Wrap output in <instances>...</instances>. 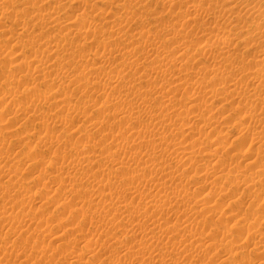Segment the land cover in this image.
<instances>
[{"label": "bare ground", "instance_id": "6f19581e", "mask_svg": "<svg viewBox=\"0 0 264 264\" xmlns=\"http://www.w3.org/2000/svg\"><path fill=\"white\" fill-rule=\"evenodd\" d=\"M6 1V0H5ZM9 1V0H8ZM12 1V0H11ZM11 1H9L8 3H7V1H6V5L5 6H10L11 4H13V3H17V1L16 2H11ZM25 1V0H24ZM29 2H30V0H28ZM32 1H34V0H32ZM36 1V0H35ZM64 1V0H63ZM81 1V0H80ZM96 1H98V0H96ZM100 1V0H99ZM103 1H105V0H103ZM109 1V0H108ZM138 1V0H137ZM136 0H132L131 2V4H133V6L132 5H130V6H132V7H134L135 8V6H137L138 4H140V3H138ZM143 2H144V0H142ZM147 1V0H146ZM151 1V0H150ZM149 1V2H150ZM157 1V0H156ZM162 1V0H161ZM164 1V0H163ZM172 1H174V0H172ZM179 1H181L182 2V0H178V2ZM185 1V0H184ZM208 3H209V5H208V7H206V8H208V9H204L203 7H200V6H196V7H191L188 11H186L187 13H186V15H184L183 14V21H184V23H183V25H188V26H190L191 24L193 25V23H194V20L195 19H197V17L200 15H206L207 17H212V19L215 21V20H218V21H221V20H219V19H226V23H227V25H229L230 27H231V31H229V33L230 32H232V28L235 30L236 28V30H238L239 29V25H241V24H244L245 22H251L252 24H253V31L251 32V33H248L247 32V30H245L244 32L242 31H238V34H235V35H233L232 37L230 36L231 35V33H230V37H223V35L222 36H219V35H212V32H210V33H208V39L206 40V42L203 44V46L202 47H200V45H198L197 43L195 44V43H191L190 44V42L187 44L186 42L188 41H186V42H180V43H178L177 41H174V39H175V35H178V33H180V32H177V30L175 31H171L172 33H170L169 32V34L171 35V36H169V37H171V45L172 46H175L173 49H171V53L170 52H160V53H158L157 52V54H156V52H154V46H156V45H154V40L157 38L155 35H153L152 34V36H154V37H152L151 35H150V33H151V31H145V34H144V36H145V38H146V41L145 42H143V40H145L144 38H143V40H142V44L141 43H138L137 41H133V42H131L130 44H128L127 45V43H121V45H120V50H117V48H116V51H113V49L111 50V49H104V52H101V54H97V52H96V56H99V57H97L96 59L98 60V62L99 63H101V62H106L107 61V59L112 55V54H115V53H118V55L120 54V59H122L121 61H122V63H120V66H122L123 68L121 69V67L120 66H117L116 68L114 67L113 69H109V70H105V68H106V66H105V68L103 69L101 66L103 65V63H101L102 65L101 66H99V68H98V64H97V62L95 63V65H96V67H94V68H90V69H93V72H92V70H90L89 68L87 69V72H86V74L87 75H85V76H88V78H89V80H91L93 83H97L98 84V80H100L102 77L104 78V80L107 82V85H105L104 84V82H103V86L105 87V89H104V93H107L108 94V98L107 99H109L108 100V102H107V106L104 104V103H102L101 104V108L99 109L100 110V112L103 114H100V115H102L101 116V121L99 120V121H97V122H94V121H92L91 123L92 124H90V122H88L90 125L89 126H91L90 128L91 129H93L94 131L95 130H102L103 132H98V133H100V136L98 137V139H97V137H96V139H94V137H92V136H88L87 135V137H86V135H85V143L86 144H90L91 142H93V140H94V142L92 143V145L95 143V145L96 144H98V142H99V148H101V146H103V149H101V151H98V150H93V149H91V148H93V147H88V145H87V147H86V144H85V147L86 148H89L88 149V151H86L87 149H84V147H83V149H84V151H86V152H82V153H79V151H82L81 149L79 150V148H80V146H79V148H75L76 147V145L72 148V150L75 148L76 149V151H77V149L79 150L78 151V154H77V156H76V159L75 160H73V161H71L67 166V170H74V171H76L77 173H83L82 175L83 176H86V178H87V182L89 183V180H91L92 182H96L95 183V185L94 186H89V188H85V186H84V183H82L83 181H81L80 179H77L76 177H71L70 176V172L71 171H69V175H67V177H66V180L64 181L63 179V181L64 182H62L63 184H62V186L64 185V184H66V186L65 187H67L69 190H68V192L70 193V192H73L74 194H76L77 193V195L76 196H78L79 198H80V195L81 194H79L78 195V193L79 192H82V194L83 193H85V195L86 196H91V197H89L90 199L89 200H86V201H84V200H82V201H78L77 200V202L79 203V210H80V208H81V211L84 209H86L85 211H87V213L86 214H88V213H90V214H88V215H97V213H99L98 215H97V219L98 220H100L99 222H102L103 224L106 222V220H107V222H111V221H114V223H115V221H117V222H119L118 224H115L114 226H116V225H118V226H120V224L121 223H123V224H125V227H128L127 228V230H124V229H126L124 226H123V230H122V232H123V235L126 237V238H128V237H131V238H134L133 239V244L131 245V246H129L130 244H131V242H130V244H128V246H126L127 244H120V247H121V249H124V250H122L121 252H122V254H123V252L124 253H126V254H124L125 255V257H123V259H122V261L120 260V261H110L109 259H105L104 261H102V260H100L101 258H100V256H104L105 254H110V253H112L113 251H115L116 252V249H113L114 247V245H113V243H110L111 241H113V236L114 235H116V234H114V232H112V231H109V230H107L108 232H112V233H108L107 231L105 232L104 231V233H106L105 235H104V240H102L101 239V237H98V239L97 240H93L92 238L91 239H86L87 241L85 242L84 241V245L83 246H81V247H79V250H80V248H82V247H84V248H86V249H91V247L92 246H99V249H101L100 250V252H99V249H98V251L97 252H99L98 253V255H96L95 253L96 252H93V251H91V252H89V251H87L86 250V252H88V256L89 257H92V258H95V259H98L96 262H98V263H95V264H183V263H185L186 262V260H187V262L189 261L191 264L193 263V262H196V260H194L195 258H199L200 259V254H202L203 253V251L206 249V246H205V244L204 245H202V244H199L200 242H198V241H201L200 239H199V234L200 233H198V229H204V227H205V222H199V221H197L198 219L197 218H199L200 216H201V221H202V216L203 215H201V213L202 212H200V211H206V205L209 203V199H211L209 196H207L206 198H205V196L204 197H202L201 199H198V200H196L195 201V203H193V205H192V200L194 199V197H193V195L194 194H192V193H190V191H188L189 190V188L187 189V187H188V183H186V182H184V186L183 185H181V187H182V189L181 190H178V191H176V192H174V191H172V189L174 188H172V186L173 185H175L177 182L179 183L180 182V184L182 183V181H183V179H182V181H181V178H183V176H184V172L187 170V171H192L193 169V166H196V164L198 165L199 163H201L202 161H204L205 160V157L207 156H212L213 157V152L216 150H220V148H222V143L221 142H218V134L220 133V131L219 132H216L217 130L216 129H218V128H215L214 126H212L211 125V120L210 119H212V115L213 114H210L212 111H211V109L209 108V105H205L203 108H201L199 105H196V104H194L193 103V105H190V106H188V108L187 109H190L191 111H185V109L182 111H179L177 108H176V104L178 103L177 101H176V99H177V95L179 96V93H180V91L182 92V91H187V90H189V91H187V93L186 94H188L189 93V95H190V97L192 98L194 95L196 96H198L200 93L201 94H203L204 96H206L207 98H209L213 103H214V101H217V100H220V99H224V97H229L228 99H227V101H230V100H233V101H236V103H237V107L238 108H236L235 109V111L238 109H245V111H241L240 112V110H239V112H240V114L239 115H237V116H240L239 118H240V122H238V123H236L237 122V120H236V122H235V120L234 119H232V120H234L233 122H235L236 124H232V125H234V126H232L231 128H233V129H235V130H238V131H240L239 133V137H236V139H233V141L234 142H232L233 144H231V147L233 148V150H232V153H235L234 155L235 156H244V155H247V153L249 154H252L253 153V151H254V149H252V147H254L255 145L254 144H256V145H258L256 148H255V150L256 149H262V151H263V153H261L260 155L261 156H259V154H257L256 153V151H254L255 153H256V155H255V157L254 158H250V157H248L249 158V160L246 162L247 164H245L246 166H249V168H250V166L252 167L253 165H256L255 167H254V169H256V170H258L259 172L257 173V172H255V173H257L256 174V176H263V174H264V163L263 162H261L263 159H264V93H262V91H264V66L262 65L263 63H264V0H258V2H257V4L256 5H254V6H252V7H249L248 5H246V4H244V3H242V2H238V3H234L235 1L234 0H228V2L226 3V1H224V0H206ZM222 1H224L225 3V5L222 3ZM3 2V1H2ZM10 2H11V4H10ZM47 2V0L45 1V3ZM65 2V1H64ZM88 2V1H87ZM86 2V3H87ZM112 2V1H111ZM126 2V1H125ZM141 2V1H140ZM171 2V1H170ZM177 1L175 0L174 1V3H176ZM189 2V1H188ZM193 2H194V0H193ZM32 3V2H31ZM44 3V4H45ZM67 3V2H66ZM77 3V2H76ZM84 3V2H83ZM108 3V2H107ZM110 3V2H109ZM117 3H118V1H117ZM117 3H116V6H118L117 5ZM162 3V2H161ZM185 3H187V2H185ZM219 3H221L220 5V7L218 6V4ZM4 4V3H3ZM2 3H1V5H3ZM8 4H10V5H8ZM26 4H27V2H26ZM25 4V5H26ZM93 4V3H92ZM126 4V3H125ZM125 4H123V5H125ZM196 4V3H195ZM15 5V4H14ZM29 5H30V3H29ZM29 5H27V6H29ZM35 5H36V3L33 5V4H31V7H34L33 9H35L36 7H37V5H36V7H35ZM61 5V4H60ZM110 5V4H109ZM120 5V4H119ZM140 5H142V4H140ZM146 5V4H145ZM203 5V4H202ZM27 6H25V8L27 7ZM42 6V5H41ZM86 6V5H85ZM88 6V5H87ZM115 6V7H116ZM120 6H122V4L120 5ZM128 6V5H127ZM164 6V5H163ZM3 7V6H2ZM40 7V6H39ZM113 7V6H112ZM123 7V6H122ZM121 7V8H122ZM24 8V9H25ZM28 8V7H27ZM41 8V7H40ZM51 8V7H50ZM55 9H56V7H54ZM53 7H52V9H54ZM120 8V7H119ZM118 8V9H119ZM125 8L127 9V7L125 6ZM176 8V7H175ZM1 9V8H0ZM6 9V8H5ZM23 9V10H24ZM31 9V8H30ZM38 9V8H37ZM54 9V10H55ZM124 9V8H123ZM129 9V8H128ZM127 9V10H128ZM39 10V9H38ZM46 9H44V11H45ZM51 10V9H50ZM50 10H48V12L50 11ZM54 10H52V11H54ZM122 10V9H121ZM137 10V9H136ZM2 11V10H1ZM17 11V10H16ZM19 11V10H18ZM34 11V10H33ZM42 11V10H41ZM85 11V10H84ZM98 11H99V9H98ZM122 11H124V10H122ZM121 11V12H122ZM129 11V10H128ZM146 11V10H145ZM24 12V11H23ZM26 12H28V13H30L29 11H26ZM47 12V11H46ZM131 12V11H130ZM2 13V12H1ZM31 13H33V12H31ZM36 13V12H35ZM37 13H39V12H37ZM50 13V12H49ZM132 13V12H131ZM148 13V12H147ZM184 13V12H183ZM220 13H221V15H220ZM16 15L15 16H18L19 17V15L17 14V12L15 13ZM39 14H42V15H48L47 13H39ZM39 14H32V16L33 15H35V16H37L38 15V17H39ZM81 13H79V15H75V20L77 21L76 23H78V21L81 23V20H83V18H82V14L80 15ZM86 14V13H85ZM85 14H83V16L85 15ZM97 14H98V12H97ZM96 14V15H97ZM100 14V13H99ZM105 14V13H104ZM2 15V14H1ZM1 15H0V19H1ZM6 15V14H5ZM8 15V14H7ZM22 15V14H21ZM28 15V14H27ZM45 15V16H46ZM61 15V14H60ZM88 15V14H87ZM86 15V16H87ZM109 15V14H108ZM107 15V16H108ZM121 15V14H120ZM136 14H135V12H133L132 14H130V13H128V12H125L124 11V14H122V16H120L121 17V21H122V23L120 24V23H118V26H119V28L117 29L116 27V30L117 31H115L114 33L116 34V39H114L113 41H116V40H118V42H121V41H123L122 39H121V41H119V39H120V37H121V35H122V33L124 32V29H125V24H129L130 22H136V21H134L133 20V18H134V16H135ZM162 15V14H161ZM210 15V16H209ZM218 15H220V16H218ZM3 16V15H2ZM29 16H31V14H29ZM34 16V17H35ZM41 16V15H40ZM51 14H49V17L48 16H46V17H48L47 19L48 20H50L51 19ZM55 16V15H54ZM86 16H84V18L86 17ZM89 16V15H88ZM137 16V15H136ZM22 17V16H21ZM23 17H24V14H23ZM42 17H44V16H42ZM57 17H59V16H57ZM99 17V16H98ZM119 17V16H118ZM5 17H3V19H4ZM16 19H18L17 17H15ZM55 18V17H54ZM54 18H52V20L54 19ZM113 18V17H112ZM10 19H12V17L10 18ZM19 19H20V17H19ZM27 19V18H26ZM37 19V18H36ZM39 19L40 18H38V21H39ZM46 18H45V20H47ZM141 19V18H140ZM209 19V18H208ZM34 20V19H33ZM74 20V21H75ZM86 20V19H85ZM139 20V19H138ZM201 20V19H200ZM10 21H12V20H10ZM15 21V20H14ZM18 21H20V20H18ZM17 21V22H18ZM22 21V20H21ZM20 21V22H21ZM36 21V20H35ZM38 21H36V26L38 25L37 24V22ZM143 21V20H142ZM207 21V20H206ZM5 22V21H4ZM3 21L1 22V20H0V23H2V25H5V23H4ZM40 22H42L43 23V21H40ZM45 22V21H44ZM52 22H54V23H56L57 22V20H55L54 19V21H51V23ZM58 22H61V18H60V21H59V19H58ZM73 22V20L71 21V23L70 22H68V23H66V24H73L72 23ZM88 22V21H87ZM91 22H93V21H91ZM102 22V21H101ZM123 22H125V24L123 25ZM139 22V21H138ZM224 22V21H223ZM4 23V24H3ZM9 23H12V22H9ZM14 23V22H13ZM11 24V25H14V24ZM42 23H40V24H42ZM50 23V22H49ZM54 23H52V24H54ZM62 23H63V21H62ZM85 23H86V21H85ZM110 23V22H109ZM137 23V22H136ZM180 23V22H179ZM216 23V22H215ZM28 24V23H27ZM26 23H23V21H22V25H21V29H20V31L21 32H17V33H19L18 35H20V37H23L22 39H20V41H25L24 39H26V37H24V35H27V32H28V28H30V26L29 25H27ZM32 24H34V23H32ZM31 24V25H32ZM60 24V28H61V23H58V25ZM95 24V23H94ZM154 24V23H153ZM218 24V23H217ZM222 24V23H221ZM7 25V24H6ZM10 25V24H9ZM78 25V24H77ZM89 25L91 26V24L89 23ZM151 25V24H150ZM183 25H180V26H182L183 27ZM215 25V24H214ZM17 26V25H16ZM18 26H20V24L18 25ZM18 26H17V28H18ZM33 26V25H32ZM32 26H31V28H32ZM42 26V25H41ZM49 26H50V24H49ZM49 26H44V27H49ZM57 25H55V27H56ZM66 26V25H65ZM79 26L81 27V24H79ZM90 26H85V24H83V27H81V29L79 28V29H77L76 30V32L77 33H79L80 32V30H84V32L85 33H83V31H82V33L83 34H86V33H88L89 34V32L91 33H96V30H95V28H93V27H90ZM117 26V25H116ZM130 26V25H129ZM128 26V27H129ZM155 26V25H154ZM201 26V25H200ZM252 26V25H251ZM43 27V28H44ZM51 27V26H50ZM53 27V26H52ZM58 27V26H57ZM68 27V26H67ZM176 27V26H175ZM1 28V27H0ZM7 28H8V26H7ZM10 28V27H9ZM9 28H8V30H9ZM16 27H14V29H15ZM30 28V29H31ZM36 27L35 26H33V29H35ZM83 28V29H82ZM98 28V27H97ZM113 28V27H112ZM181 28V27H180ZM203 28V27H202ZM202 28L200 27V28H198V32L197 33H199V34H201L202 35V37H200L201 39H205V37H206V35H204V30H202ZM205 28V27H204ZM217 28V27H216ZM241 28V27H240ZM2 29H6V27L5 26H3L2 27ZM12 29V28H11ZM39 29H41V28H39ZM50 29V28H49ZM69 29V28H68ZM68 29H66V30H68ZM149 29V28H148ZM157 29V28H156ZM223 29H224V27H223ZM13 30V29H12ZM36 30V29H35ZM142 30V29H141ZM144 30V29H143ZM181 30H183V28L181 29ZM191 30V29H190ZM224 30H227V29H224ZM18 31V30H17ZM44 31V30H43ZM70 31V30H69ZM97 31H99V30H97ZM102 31V30H101ZM130 31V30H129ZM128 31V32H129ZM159 31H161V30H159ZM5 32H7V31H5ZM9 32V31H8ZM37 32V31H36ZM46 32V31H45ZM74 31H72V33H73ZM131 32V31H130ZM185 32V31H184ZM188 32V31H187ZM190 32V31H189ZM3 33V32H2ZM16 33V34H17ZM32 33H34V32H32ZM42 33V32H41ZM60 33V32H59ZM58 33V34H59ZM81 33V32H80ZM81 33V34H82ZM91 33V34H92ZM97 33H99V32H97ZM113 33V34H114ZM153 33V32H152ZM160 33V32H159ZM5 34V33H4ZM11 34V32H9V34H7V35H10ZM14 33H12V35H13ZM15 34V35H16ZM75 34V33H74ZM100 34V33H99ZM102 34V33H101ZM123 34H125V33H123ZM189 35H190V33H188ZM188 34H186V32H185V35L186 36H184L186 39L189 37V35ZM228 34V33H227ZM12 35H10V36H12ZM17 35V36H18ZM39 35V34H38ZM61 35V34H60ZM66 35V34H65ZM70 35V34H69ZM102 35H104V34H102ZM101 35V36H102ZM162 35V34H161ZM195 35H197V34H195ZM200 35V36H201ZM226 35V34H225ZM28 36V35H27ZM51 37H53L52 36V34L50 35ZM49 36V37H50ZM67 36H68V34H67ZM86 36V35H85ZM90 36V35H89ZM139 36L140 37H142V32L139 34ZM159 36V35H158ZM190 36H192V35H190ZM194 36V35H193ZM5 37H7V36H5L4 35V38ZM45 37V36H44ZM48 37V38H49ZM60 37V36H59ZM58 37V38H59ZM73 37V36H72ZM71 37V38H72ZM106 37V36H105ZM113 37V36H112ZM124 37V36H123ZM123 37H121V38H123ZM129 37H130V35H129ZM129 37L127 38L128 40H129ZM198 37V36H197ZM17 38V37H16ZM28 38V37H27ZM32 38V37H31ZM55 37H53V38H50L51 40L50 41H46L47 39H45V42L44 41H42L41 39H44V38H40L39 39V37H38V39L37 40H41V41H36V42H40L39 44L41 45V42H43V43H46L48 46H50L51 45V47H52V49L51 48H49L50 49V51H48V49H47V51L48 52H46V53H50L52 56H53V54H54V48H56V49H58V51H59V49H61V52H59V54L60 53H63V54H65L66 56H68L67 58H70L69 57V55H71V54H74V52H77V51H73V48H72V41H71V38L69 37V38H67L66 36H64L63 35V37L61 36V38L60 39H54ZM94 37H92V39H93ZM97 38V37H96ZM95 38V39H96ZM114 38H115V36H114ZM5 39H7V38H5ZM9 39V38H8ZM12 39V37H10V40ZM19 39V38H18ZM18 39H17V41H18ZM33 39L35 40L36 38L33 36ZM70 39V40H69ZM74 39V37L72 38V40ZM137 39V38H136ZM182 39H184V38H182ZM31 40V39H30ZM34 40H32V42L34 41ZM91 40V39H90ZM103 40V39H102ZM131 40V39H130ZM138 40H139V38H138ZM157 41H158V38L156 39ZM180 40V39H179ZM199 40V39H198ZM1 41V40H0ZM13 41V40H12ZM11 41V42H12ZM74 41V40H73ZM89 41V40H88ZM109 41V40H108ZM140 41V40H139ZM153 41V43H150V42H152ZM166 41V40H165ZM164 41V42H165ZM168 41H169V39H168ZM191 41V40H190ZM197 41V40H196ZM5 42H6V40H5ZM7 42H8V40H7ZM27 42H29V40H27ZM31 42V43H32ZM101 42V41H100ZM126 42H129V41H126ZM137 42V43H136ZM1 43H3V42H0V48L2 49V46H4V45H2L1 46ZM15 44H16V41L14 42ZM19 43V42H18ZM22 42H20V44H21ZM23 43H25V42H23ZM30 43V44H31ZM43 43H42V45H43ZM58 43H60L61 45H59ZM112 43H114V42H111V44ZM138 44V45H136V44ZM156 43V42H155ZM163 43V42H162ZM198 43H200L199 41H198ZM203 43V42H202ZM4 44V43H3ZM15 44H14V46H15ZM28 44V43H27ZM29 44V45H30ZM76 44V43H75ZM102 44V43H101ZM104 44V43H103ZM101 45L102 46V48H107V46L104 44V45ZM107 45H111V44H109L108 42L106 43ZM161 44V43H160ZM13 45V44H12ZM19 45V44H18ZM18 45H16V47L18 46ZM36 45H37V43H36ZM40 45H39V47H40ZM116 45V44H115ZM161 45H163V44H161ZM239 45H245V48H246V51H250V50H255V51H253L251 54H250V56L251 57H253V58H256L257 57V60L255 59V61L258 63H256L255 65H253V66H247V64H245V65H243L244 64V61H246V58H244V55H243V53L240 55V53L238 54H236V52H233V51H236L235 49L237 48L238 49V46ZM6 46V45H5ZM21 46H22V48H23V46H25V44L23 45V44H21ZM28 46V45H27ZM44 46V45H43ZM43 46H41V47H43ZM75 46V45H74ZM73 46V47H74ZM86 46V45H85ZM160 46V45H159ZM199 46V48H194V47H198ZM10 47H12V46H10ZM15 47V56H14V59H15V66L16 67H20L21 65V63H23L24 61V59H26L27 57V55L26 54H24V53H22V51H21V48H20V46H18L17 48ZM36 47V46H35ZM34 47V45H33V48H35ZM38 47V46H37ZM38 47V48H39ZM40 47V48H41ZM162 47V46H161ZM244 47V46H243ZM258 49H257V48ZM13 48V47H12ZM32 48V49H33ZM38 48H37V50L36 51H39L38 50ZM97 48H99V47H97ZM257 49V51H256V49ZM25 49H26V47H25ZM28 49V48H27ZM26 49V50H27ZM29 49H30V47H29ZM32 49L30 50V51H32ZM36 49V48H35ZM42 49V48H41ZM44 49V48H43ZM45 49H46V47H45ZM101 49V48H100ZM158 49H159V47H158ZM161 49V48H160ZM232 49H234V50H232ZM22 50H24V49H22ZM75 50V49H74ZM98 49H96V50H94V51H97ZM156 50H157V48H156ZM164 50V49H163ZM168 50V49H167ZM232 50V52L233 53H230L229 51H231ZM244 50V49H243ZM3 51V50H2ZM106 51H107V53H106ZM165 51V50H164ZM169 51V50H168ZM174 51H176V52H178L177 54V56H176V54L174 53ZM245 51V50H244ZM245 51V52H246ZM1 52V51H0ZM41 52V51H40ZM43 52H45V50L43 51ZM56 52V51H55ZM99 52V51H98ZM121 52H123L122 54H121ZM144 53V57H143V59L142 58H140V56H141V54L138 56V54L139 53ZM31 53V55H32V52H30ZM33 53H35V52H33ZM37 54H38V56H40V54L38 53V52H36ZM33 54L32 56L33 57H35V56H37V54ZM82 53V52H81ZM81 53H79V55H81ZM248 53V52H247ZM246 53V54H247ZM1 54V53H0ZM29 54V53H28ZM42 54V53H41ZM56 54H58V53H56ZM87 54H88V52H87ZM95 54V53H94ZM4 55V54H3ZM3 55L1 54L0 55V57L2 56L3 57ZM47 55V54H46ZM49 55V54H48ZM47 55V56H48ZM75 55H76V53H75ZM78 54L76 55V57L74 58H72V59H75L76 60V62H75V66H77V64H79L80 62H81V60H83L84 58L82 57V56H79ZM117 55V54H116ZM143 55V54H142ZM172 55H174L173 57H172ZM254 55L256 56V57H254ZM258 55V56H257ZM37 56V57H38ZM44 55H42V57H43ZM66 56H64V57H66ZM86 55H84V57H85ZM247 56V55H246ZM5 58H6V55L4 56ZM31 57V56H30ZM32 57V58H33ZM41 56H40V59L42 58ZM51 57V56H50ZM111 57H113V55L111 56ZM116 57V56H115ZM55 58H56V55H55ZM58 58V57H57ZM83 58V59H82ZM94 58V57H93ZM253 58L251 59V60H253ZM28 59H29V57H28ZM27 59V60H28ZM48 59V58H47ZM71 59V60H72ZM88 59V58H87ZM90 59V58H89ZM95 59V58H94ZM94 59H92L93 61H94ZM208 60V59H210V61L208 62V63H204V62H207V61H204V60ZM241 60V62H240V60ZM1 58H0V64L1 65H4V64H2V62H1ZM12 60V59H11ZM33 60H34V58H33ZM43 60H44V58H43ZM64 60H66L65 58H64ZM69 60V59H68ZM92 60H89V62L90 61H92ZM109 60V59H108ZM119 60V59H118ZM147 60H148V65L144 68V69H142L143 68V66L144 65H146V64H144L145 62H147ZM23 61V62H22ZM26 61V60H25ZM36 61V62H35ZM37 61H38V59L37 60H34V62L36 63V64H38V63H40V65H37L35 68H33L31 65L27 68V70L29 71V70H31L32 68L35 70V72L34 73H36L37 75H35L34 77H36V76H38V77H46V78H48V76L49 77H51L52 76V74H50V75H48V73H52L53 71L52 70H55V67L53 66L56 62H57V60H56V62L54 63V60H53V62H51V59L49 60L51 63H50V65L48 66V64H47V66L46 67H43V65H41V62H38L37 63ZM48 61V62H49ZM83 61H86L85 59L83 60ZM88 61V60H87ZM86 61V62H87ZM46 62V61H45ZM62 62H64V61H62ZM62 62H60V63H62ZM66 62V61H65ZM68 62V61H67ZM73 62V61H72ZM109 62V61H108ZM118 62V61H117ZM249 62V61H248ZM247 62V63H248ZM254 62V61H253ZM252 62V63H253ZM34 63V64H35ZM44 63V62H43ZM54 63V64H53ZM82 63V62H81ZM115 63V62H114ZM199 63L201 64V65H203V64H205V65H203L202 66V68L203 69H201V70H203V74H204V77H199V76H193L192 77V79H191V83L188 81V79L187 78H185L186 76L188 77V73L189 72H191V70L194 68V66L195 65H199ZM255 63V62H254ZM260 63V64H259ZM14 64V63H13ZM23 64H26V62H24ZM30 63H28V64H26V65H29ZM34 64H32V65H34ZM57 64V63H56ZM55 64V65H56ZM82 64H84V63H82ZM89 64H91V63H89ZM92 64H94V63H92ZM122 64V65H121ZM235 64H237V67H235ZM59 65V64H58ZM69 65V64H68ZM71 65V64H70ZM194 65V66H193ZM242 65V66H241ZM251 65V64H250ZM13 66V65H12ZM73 66V65H72ZM83 66V65H82ZM110 66H112V65H110ZM193 66V67H192ZM200 66V65H199ZM205 66V67H204ZM4 67H6V66H4ZM19 67H18V69H19ZM24 68L26 67V66H23ZM32 67V68H31ZM56 67H57V65H56ZM61 67V66H60ZM62 67H63V65H62ZM74 67V66H73ZM84 67H85V65H84ZM91 67V66H90ZM93 67V66H92ZM120 68V70H118L119 68ZM178 67V68H177ZM197 67V66H196ZM201 67V66H200ZM0 68H2L1 66H0ZM54 68V69H53ZM77 68V67H76ZM80 68V67H79ZM82 68V67H81ZM110 68V67H109ZM118 68V69H117ZM177 68V69H176ZM86 69V68H85ZM132 69H135V70H137L138 71V74H137V72L135 73V74H137L138 75V77L135 79V78H133L134 77V75L132 76V78L134 79V80H132V78H131V80H129L130 79V77L129 76H131V75H129L128 76V73H129V71L130 72H135L134 70H132ZM196 69V68H195ZM20 70H22V69H20ZM24 70H26V69H23V71ZM26 70V71H27ZM200 70V69H199ZM26 71H24V72H26ZM27 71V72H28ZM52 71V72H51ZM64 71V70H63ZM74 71H75V69H74ZM78 71V70H77ZM81 71V70H80ZM1 72H3V71H1ZM21 72V71H20ZM32 72V73H33ZM29 73V72H28ZM31 73V74H32ZM33 73V74H34ZM57 73V72H56ZM63 73V72H62ZM200 73V72H199ZM21 74H23V73H21ZM48 76H47V75ZM80 74V73H79ZM77 75V73L75 74V76H74V78L72 79L73 81H74V79L76 80L78 77H80V76H82V74H80V75ZM132 74V73H131ZM237 74V75H236ZM1 75H2V73H1ZM5 75V74H4ZM9 75V74H8ZM7 75V77H8V79L10 78L9 76ZM23 75H25V74H23ZM28 75V74H27ZM26 75V76H27ZM185 77H184V76ZM66 76V75H65ZM73 76V75H72ZM83 76H84V74H83ZM82 76V81L84 80V79H87V78H85V76L83 77ZM181 76H183L184 77V79H187V80H184ZM2 77H3V75H2ZM2 77H1V79H2ZM7 77H5L4 76V80L7 78ZM57 78H58V76H56ZM55 77V78H56ZM63 77V75H61V78ZM246 77V78H245ZM26 78H28V77H26ZM25 78V79H26ZM30 78H32V76L30 77ZM30 78H28V80H29V82L31 83V84H33L30 80ZM66 79L68 78V77H65ZM84 78V79H83ZM102 78V79H103ZM129 78V79H128ZM2 79V80H3ZM8 79H6V81L8 80ZM24 79V80H25ZM32 79H34L35 81H36V78H32ZM38 79V78H37ZM60 79V78H59ZM80 79H81V77H80ZM79 79V80H80ZM102 79H101V81H102ZM190 79V78H189ZM245 79V80H244ZM33 80V81H34ZM39 80V79H38ZM37 80V81H38ZM45 79H43L42 80V82L44 81ZM48 81H49V78L47 79ZM53 80V79H52ZM51 80V78H50V81H52ZM58 80V79H57ZM61 80H64V79H61ZM88 80V79H87ZM86 80V81H87ZM88 80V81H89ZM157 80V82L156 83H153V81H156ZM20 81L22 82V79L21 80H19V86H20ZM40 81V80H39ZM48 81H45V83L46 82H48ZM55 80H53L52 82H54ZM68 81V80H67ZM81 81V80H80ZM81 81V82H82ZM87 81V82H88ZM91 81H90V83H91ZM100 81V82H101ZM5 82V81H4ZM8 82V81H7ZM28 82V83H29ZM52 82H51V84H52ZM61 82V81H60ZM79 82V81H78ZM9 83H11V82H9ZM35 83V82H34ZM38 83V82H37ZM48 83H50V82H48ZM64 83V82H63ZM62 83V84H63ZM73 83V82H72ZM71 83V84H72ZM80 83V82H79ZM83 83H85V82H83ZM90 83H88V84H90ZM92 83V86H94V84ZM136 83H138V84H136ZM15 84H17V82L15 83ZM14 84V82H13V85H15ZM22 84V83H21ZM30 84V85H31ZM40 84V83H39ZM47 84V83H46ZM59 84V83H58ZM68 84V83H67ZM78 84V83H77ZM87 84V83H86ZM86 84L84 85V87L86 86ZM87 84V86H86V88L87 87H89L90 85H88ZM1 85V84H0ZM13 85H12V87H13ZM23 85H24V83H23ZM22 85V86H23ZM25 85H28L29 86V84H25ZM48 85V84H47ZM74 85H76V81H75V84ZM81 85V84H80ZM226 85H228V88L229 89H226ZM9 86V85H8ZM32 87H33V85H31ZM30 86V87H31ZM50 85H48V89H50V88H52V87H49ZM55 86V85H54ZM68 86V85H67ZM77 86V85H76ZM102 86V87H103ZM150 88H148V87ZM1 87H4V86H2L1 85ZM27 87V86H26ZM40 87V86H39ZM75 87V86H74ZM91 87V86H90ZM96 88H97V85L95 86ZM98 87H99V84H98ZM9 88H11L10 86H9ZM16 88V87H15ZM14 88V89H15ZM20 88V87H19ZM36 88H38V87H36ZM35 88V86H34V89H36ZM44 88H47L46 86L44 87ZM92 88V87H91ZM91 88H89L90 90H91ZM94 88V87H93ZM146 88H148V90H146ZM30 89V88H29ZM29 89H28V92L30 93V92H32V91H29ZM38 89H40V88H38ZM48 89H46V91L48 90ZM53 89V88H52ZM51 89V90H52ZM83 89V88H82ZM81 89V90H82ZM89 89H87V91L89 90ZM98 89V88H97ZM152 89V91H150ZM224 89V90H223ZM2 90H3V88H2ZM2 90H0V91H2ZM8 90V89H7ZM32 90H33V88H32ZM41 90V89H40ZM59 90V89H58ZM62 90V89H61ZM64 90V89H63ZM71 90V89H70ZM77 90V89H76ZM75 90V91H76ZM93 90V89H92ZM99 90V89H98ZM97 90V91H98ZM223 90V92H221ZM225 90H227V91H225ZM25 91V90H24ZM39 90H37L36 89V92H38ZM45 91V92H46ZM50 93L52 92V91H50V90H48ZM54 91V90H53ZM78 91H79V89H78ZM77 91V92H78ZM94 91H96V90H94ZM149 93H148V92ZM4 92H6V91H4ZM28 92L27 93H25V94H27V95H29L28 94ZM44 92V91H43ZM43 92H42V94L41 95H43V97L44 98H41V96H40V99L42 100H40L41 102H43L44 100H47L46 99V95L48 94H43ZM44 92V93H45ZM58 92V91H57ZM61 92H63V91H61ZM64 92H66V91H64ZM63 92V93H64ZM91 92V91H90ZM103 92V91H102ZM221 92V93H220ZM3 93V92H2ZM2 93H0V95L2 94ZM11 93V92H10ZM67 93V92H66ZM84 93H86V92H84ZM101 93V92H100ZM122 93H124V94H122ZM23 94V93H22ZM37 94V93H36ZM38 94H40V92H38ZM38 94L37 95H35V90H34V96L32 95V94H30V95H32V98H34V97H37L38 96ZM53 94V93H52ZM65 94V93H64ZM95 94H97V92H95ZM222 94H224V95H222ZM8 95V94H7ZM49 95H51V94H49ZM66 95V94H65ZM94 95V94H93ZM106 95V94H105ZM110 95H113V96H110ZM116 95V96H115ZM25 96V95H24ZM54 98H55V96L54 95H52ZM51 96V97H52ZM60 96H62L61 95V93H60ZM64 96V95H63ZM115 96V97H114ZM170 96V97H169ZM29 99H30V96H27ZM50 97V96H49ZM74 97V96H73ZM132 97V98H131ZM205 97V98H206ZM68 98H70V97H68ZM106 98V97H105ZM104 98V99H105ZM0 99H2V98H0ZM22 99V98H21ZM20 99V100H21ZM29 99H27V101L29 100ZM35 99V98H34ZM53 99V98H52ZM63 99V98H62ZM65 99V98H64ZM71 99V98H70ZM33 100V99H32ZM178 100V99H177ZM192 100V102L194 101L193 99H191ZM35 101H37V102H35V103H37L38 104V101H39V99H35ZM50 98H49V103H50ZM55 101V100H54ZM60 101V100H59ZM65 101H67V99L65 100ZM69 101V100H68ZM72 101V99L70 100V102ZM92 101V100H91ZM179 101V100H178ZM226 101V102H227ZM232 101V102H233ZM21 102V101H20ZM33 102H34V100H33ZM48 102V101H47ZM53 102V101H52ZM177 102V103H176ZM203 102V101H202ZM210 102V101H209ZM231 102V101H230ZM24 103V102H23ZM40 103V102H39ZM45 103V102H44ZM54 103V102H53ZM65 103V102H64ZM63 103V104H64ZM87 103V102H86ZM86 103H85V105H86ZM90 103V102H89ZM88 103V104H89ZM206 103H208V102H206ZM233 103H235V102H233ZM232 103V104H233ZM26 104V102L24 103V104H22V105H25ZM43 103H41V105H42ZM68 104V103H67ZM66 104V105H67ZM104 104V105H103ZM204 104V103H203ZM210 104V103H209ZM17 105V104H16ZM18 105H19V103H18ZM29 105V104H28ZM56 105V104H55ZM103 105V106H102ZM111 105H112V109H113V107L115 108V106H121V107H119V108H121L119 111H113L112 113H110V108H111ZM236 105V104H235ZM31 107L33 106V107H36V104L34 105H30ZM29 106V107H30ZM33 107L30 109V112L31 111H33ZM62 107V106H61ZM66 107V109H64ZM76 107V105L74 106V108ZM25 108V107H24ZM23 108V109H24ZM79 108V107H78ZM78 108H76V109H78ZM19 109V108H18ZM22 109V110H23ZM63 109L64 110H66L64 113H63V115L64 116H66V122L67 123H69V124H72V123H70L67 119L68 118H70V117H75V116H81L82 114H80V115H78L79 114V112H80V108H79V111L77 110L76 111V109H73V108H67V106H63ZM117 109V108H116ZM115 109V110H116ZM20 110V109H19ZM34 110H36V109H34ZM223 110V109H222ZM234 110V109H233ZM230 111L231 113L230 114H232L234 111ZM1 111H3V110H1ZM29 111V110H28ZM40 111V110H39ZM43 111V110H42ZM60 111V110H59ZM17 112V111H16ZM21 112V111H20ZM24 112H26L25 110H24ZM35 112V111H34ZM36 112H38V111H36ZM35 112V113H36ZM99 112V111H98ZM99 112V113H100ZM238 112V113H239ZM12 113H13V111H12ZM18 113V112H17ZM27 113V112H26ZM29 113V112H28ZM28 113L26 114V115H28ZM32 114H33V112H31ZM34 113V114H35ZM52 113V112H51ZM58 113V112H57ZM81 113V112H80ZM83 113V112H82ZM227 113H229V111H227L226 112V114ZM235 113V112H234ZM237 113V114H238ZM244 113V114H243ZM14 114H15V112H14ZM13 114V116H15ZM30 114V113H29ZM32 114H30L31 116H32ZM43 114V113H42ZM45 114V113H44ZM41 115V116H45V115ZM66 114V115H65ZM97 115H98V113H96ZM17 115V114H16ZM85 115V114H84ZM88 115V114H87ZM100 115H99V117L98 118H100ZM111 115H115V117L113 116V119L114 120H116V121H118L117 122V124H116V121H115V123H114V121H113V124H112V122H110L109 121V119H111L110 118V116ZM206 115H208L207 117H206ZM227 115H229V114H227ZM226 115V116H227ZM241 115H243L244 117L242 118V116ZM12 116V117H13ZM34 116V115H33ZM33 116H32V118H33ZM41 116H39V113L37 114V116H34V120L36 121L37 119H38V117H41ZM47 117L49 116V115H46ZM45 116V117H46ZM60 116L62 117V115L60 114ZM234 116V115H233ZM8 117L10 118L11 117V115L9 116V114H8ZM16 117L17 116H15V119H16ZM43 117H41L42 119H43ZM55 116H54V114H53V121H55V118H54ZM59 117V116H58ZM73 117V118H74ZM78 117H76L77 119H78ZM88 117V116H87ZM206 117V119H204ZM215 117V116H214ZM63 118V119H64ZM76 118H75V120H76ZM109 118V119H108ZM116 118V119H115ZM127 118V119H126ZM144 118H146L148 121L147 122H145V119ZM230 119L232 118V117H229ZM42 119H40V120H42ZM49 119H50V117H49ZM64 119V120H65ZM123 119H125V120H129V123H138V122H142V124H141V129H136L135 127V125H134V128H130V129H128L127 131H125V129H121L120 130V127H118V125H120L121 123H120V121L122 120V121H124ZM31 120V119H30ZM34 120H33V122H34ZM51 120H52V118H51ZM62 120V119H61ZM73 120V119H72ZM112 120V119H111ZM224 120H225V116H224ZM15 121V120H14ZM13 121V122H14ZM43 121V120H42ZM47 121V119L46 120H44L43 122H44V124H45V127L44 128H46V123L48 124V122H46ZM49 121V120H48ZM70 121H71V119H70ZM242 121H246V123L250 126L251 124H252V132H251V128H248L247 126H242L241 125V123H243ZM37 122V121H36ZM46 122V123H45ZM50 122V121H49ZM111 124H110V123ZM126 122H128V121H126ZM38 123H39V121H38ZM42 123V122H41ZM40 123V124H41ZM61 123V122H60ZM81 123V122H80ZM87 123V124H88ZM120 123V124H119ZM129 123L127 124V125H129ZM219 123V122H218ZM224 123V122H223ZM232 123V122H231ZM11 124H13L12 122H11ZM58 124V123H57ZM123 124V123H122ZM138 124H140V123H138ZM137 124V125H138ZM202 124V125H201ZM15 125V124H14ZM54 125V124H53ZM76 125V124H75ZM80 125V124H79ZM127 125H126V127H127ZM0 126H3V125H0ZM44 126V125H43ZM62 126V125H61ZM130 126V125H129ZM128 126V127H129ZM140 126V125H139ZM219 126V125H218ZM15 127V126H14ZM13 127V128H14ZM48 127V126H47ZM70 127V126H69ZM122 127H125V121H124V126H122ZM121 127V128H122ZM244 127H246V128H244ZM12 128V126H10L9 128H8V134H14L15 135V133H16V131L17 130H14ZM40 128V127H39ZM65 128V127H64ZM63 128V129H64ZM140 128V127H139ZM230 128V129H231ZM50 129V127H48V130ZM83 129V128H82ZM250 129V130H249ZM46 130V129H45ZM48 130H47V132H48ZM81 129H79V130H76V131H73L72 133H76V132H78V131H80ZM49 131H51V130H49ZM82 131V130H81ZM248 131H250L251 133H248ZM43 132V131H42ZM47 132H45V133H47ZM62 132V131H61ZM51 132H49V134H50ZM71 133V134H72ZM81 133V132H80ZM101 133H103V134H101ZM94 134V133H93ZM92 134V135H93ZM195 134V135H194ZM34 135H35V133H34ZM29 135V133L27 134L26 133V135L25 136H23L24 138H26V140L27 141H29L31 138H33V137H37V135ZM217 137H216V136ZM221 135L222 136H224L222 133H221ZM71 137H72V135H70ZM96 136H97V134H96ZM219 136H220V134H219ZM226 136H227V134H226ZM35 137V138H36ZM50 137H52V136H48V134H45V135H43V136H40L39 135V137L36 139V141H37V144H38V148H39V146H40V148H39V150L40 149H42V148H45V147H47L48 145L50 146V144H52V141H49V140H51L50 139ZM186 137H188L189 139L188 140H186ZM195 137H197L196 139H195ZM23 138V139H24ZM35 138H34V141H35ZM53 138V137H52ZM61 138V137H60ZM70 138V137H69ZM202 138H203V140H202ZM220 138V137H219ZM54 139H55V137H54ZM58 139H56L55 141H57ZM68 140H70V139H68ZM249 140V141H248ZM32 141V140H31ZM1 142V141H0ZM58 142H59V140H58ZM69 142V141H68ZM72 142V141H71ZM77 142V141H76ZM2 143V142H1ZM4 143H5V141H4ZM53 143H55V144H57L56 142H54L53 141ZM61 143V142H60ZM60 143H58V144H60ZM66 143H67V141H66ZM36 144V145H37ZM43 145V147L41 148V146ZM105 144H107V145H105ZM235 144H236V146H235ZM36 145H34V146H36ZM65 145V144H64ZM69 145H70V143H69ZM91 145V146H92ZM94 145V146H95ZM213 145V146H212ZM1 146H3V143L1 144ZM4 146H5V144H4ZM53 146V145H52ZM66 146H68L67 144H66ZM90 146V145H89ZM71 147V146H70ZM212 147H214L213 149L214 150H211L212 149ZM50 148L51 149H54V146H53V148L50 146ZM58 149V148H57ZM66 149V148H65ZM231 149V148H230ZM6 150V149H5ZM33 150V149H32ZM42 150H44V149H42ZM47 150H48V148H47ZM50 150V149H49ZM55 150V149H54ZM53 150V151H54ZM67 150H69V149H67ZM0 151H3V147H0ZM41 151V150H40ZM56 151V150H55ZM211 151H213L212 153H211ZM261 151V150H260ZM4 152V151H3ZM7 152V151H6ZM5 152V153H6ZM41 152H43V151H41ZM50 152H51V150H50ZM64 152V151H63ZM63 152H62V154H63ZM246 152V153H245ZM7 153H9V152H7ZM6 153V154H7ZM53 153V152H52ZM59 153V152H58ZM74 153H75V151H74ZM77 153V152H76ZM255 153H253V154H255ZM0 154H3L2 152H0ZM17 154V153H16ZM39 154H40V152H39ZM219 154V153H218ZM228 154H230V153H225L224 152V155L225 156H227V157H231L232 156V158H233V155L231 154V156H228ZM241 154H244V155H241ZM252 154V155H253ZM10 155H12V154H10ZM36 155V154H35ZM67 155V154H66ZM165 155H167L166 156V158L165 159H161L162 157L161 156H165ZM215 155V154H214ZM1 156V155H0ZM3 156V158L2 157H0V164L2 163V162H4V163H7V164H10V163H8V162H10V161H8V159H9V157L6 155H2ZM4 156L6 157V158H4ZM31 156H34V155H31ZM40 156V155H39ZM72 156V154L70 155V157ZM218 157H217V159L218 160H215L214 161V164H213V162H212V164L211 165H207V166H205L204 167V165H202V166H199V169L197 170H195V171H193V172H195V174H196V176H197V178H195L196 180H199V182H197V183H201V182H206L207 180H209L208 178L210 177V175H213V176H215L216 174H217V172H214L215 170H216V166H219L220 167V165H221V167H222V165L223 164H221L222 162H223V159H221L222 160V162H220V160H219V158H224L223 157V152H221V154H219V155H217ZM239 156V157H240ZM249 156V155H248ZM15 157V156H14ZM13 157V158H14ZM16 157H18L17 155H16ZM35 157V156H34ZM57 157V156H56ZM55 157V158H56ZM60 157V156H59ZM68 157V156H67ZM74 158H75V155L73 156ZM160 157V158H159ZM236 157V158H237ZM253 157V156H252ZM10 158H12L11 156H10ZM11 159V160H13L14 161V159H16V158H14V159ZM24 158H26V157H24ZM28 158V157H27ZM30 158V157H29ZM27 159L28 161L29 160H31L33 157H31V159ZM37 158V157H36ZM47 158V157H46ZM62 157H60V159H61ZM247 158V159H248ZM35 159V158H34ZM53 159V158H52ZM59 158L58 159H55V160H51L50 161V163L48 162V164H47V167H48V165H50L51 164V167H52V165L54 166L55 164H58L57 163V161H59L60 160ZM68 159H69V157H68ZM126 159V160H125ZM208 159H210L209 157H208ZM231 159V158H230ZM234 159V158H233ZM240 159H242V158H240ZM10 160V159H9ZM20 160H21V158H20ZM19 160V162H21ZM23 160V159H22ZM26 160V161H27ZM36 160V159H35ZM35 160H33V163H35L34 161ZM50 160V159H49ZM62 160H63V158H62ZM212 160H214V159H212ZM237 160H239V158L237 159ZM261 160V161H260ZM16 161H18V160H16ZM61 161V160H60ZM69 161V160H68ZM224 161H225V159H224ZM231 161H233V160H231ZM264 161V160H263ZM45 162V161H44ZM62 162V164H63V162H64V160L63 161H61ZM61 162H60V164H61ZM67 162V161H66ZM31 163V162H30ZM40 163V162H39ZM38 163V164H39ZM177 163V166L178 167H176V164ZM226 163V162H225ZM224 163V164H225ZM233 163H235L234 161H233ZM7 164H6V166H7ZM16 164H17V162H16ZM19 164V163H18ZM227 164V163H226ZM236 164V163H235ZM240 164V163H239ZM30 165V164H29ZM35 165V164H34ZM37 165V164H36ZM65 165V166H66ZM232 165V164H231ZM236 165H238V163L236 164ZM244 165V166H245ZM6 166H1L0 165V178L1 179H3V175H5V177H8V183H9V185H11V189H12V187H13V189H14V186L17 188V187H19V189H24V187H26V185L23 187L22 185H21V182H19L20 180H21V178H17L15 175H16V171L17 170H15L14 169V171L12 172V174H9V172H8V170H6L5 168H6ZM91 166H97L98 168L97 169H99V171H100V174H101V176H102V178L103 179H99L98 180V175L96 174L97 173V171L95 172L94 171V173L93 174H89L88 173V171H90L92 168H91ZM100 166V167H99ZM184 169H180L181 167ZM211 166V167H210ZM224 166H226V165H224ZM224 166L222 167V169H225L224 168ZM30 167V166H29ZM33 167V166H32ZM50 167V166H49ZM57 167V166H56ZM56 167H54V171H55V168ZM91 169H90V168ZM210 167V168H209ZM214 167H215V169H214ZM220 167V168H221ZM233 167H234V165H233ZM66 168V167H65ZM218 168V167H217ZM219 168V169H220ZM236 168H240V165L237 167H235V169H233L234 171L235 170H237ZM9 169V168H8ZM11 169V168H10ZM9 169V170H10ZM53 169V168H52ZM57 169H60V167L59 168H57ZM56 169V170H57ZM61 169H63V170H65L64 168H61ZM90 169V170H89ZM190 169H192V170H190ZM221 169V170H222ZM20 170V169H19ZM47 170V169H46ZM95 170V169H94ZM11 171H12V169H11ZM32 171V170H31ZM34 171V170H33ZM38 171H41L39 174L41 175V173H42V170H39L38 169ZM92 171V170H91ZM212 171V172H211ZM217 171H218V169H217ZM226 171V170H225ZM229 171H230V169H229ZM229 171H228V173H229ZM238 171V170H237ZM236 171V172H237ZM243 171V170H242ZM44 172V171H43ZM56 172V171H55ZM193 172H191V173H193ZM211 172V173H210ZM224 172V170L222 171V173ZM231 172H233L232 170H231ZM11 173V172H10ZM18 173V177H19V172H17ZM44 173H47V172H44ZM60 173V172H59ZM67 173V172H66ZM75 173V172H74ZM92 173V172H91ZM188 173V172H187ZM220 173H221V171H220ZM234 173V172H233ZM239 173V172H238ZM243 173V172H242ZM55 174V173H54ZM89 174V175H88ZM232 174V173H231ZM230 173L229 174H227V175H231ZM235 174V173H234ZM245 174H247V173H245L244 172V175L243 174H240V175H242V176H240V179L238 178L237 180H241V183L238 181V182H236V184L238 183H240V184H242V187H244L243 185L244 184H246V185H249V187L247 188V190H249L250 191V185H252L251 187H256L255 185V183H258V181L259 180H262V179H258V181L257 182H255V180H257V177H255V176H253V173L251 174L252 176H249V174H248V176L247 175H245ZM1 175H2V177H1ZM186 175V174H185ZM219 175V174H218ZM218 175H216L217 177L216 178H220V177H218ZM237 175H239V174H237ZM44 176V175H43ZM51 176H53V174H51ZM57 176V175H56ZM56 176H55V178H56ZM236 176V175H235ZM234 176V177H235ZM260 176H259V178H260ZM58 177V176H57ZM195 177V176H194ZM227 177V176H226ZM230 177V176H229ZM232 177V181L235 179L233 176H231ZM37 178H39L40 179V177H37ZM41 178H42V176H41ZM184 178L186 179V177L184 176ZM211 178V177H210ZM228 178V177H227ZM226 178V179H227ZM236 178H237V176H236ZM242 178V179H241ZM0 179V180H1ZM28 179V178H27ZM34 179V178H33ZM89 179V180H88ZM116 179H118V180H120L121 182H122V185H123V187H124V189H123V187L122 188H120L118 185L116 186V183L115 182H117V181H114V180H116ZM185 179H184V181H185ZM215 179V178H214ZM225 179V180H226ZM231 179V178H230ZM42 180H43V178H42ZM48 180V179H47ZM187 180V179H186ZM188 180H190V179H188ZM193 180H194V178H193ZM223 180H224V178H223ZM236 180V179H235ZM22 181V180H21ZM25 181H27V180H25ZM34 181V180H33ZM40 181H41V179H40ZM44 181V180H43ZM220 181V180H219ZM219 181H217V182H219ZM228 181H229V179H228ZM227 181V182H228ZM264 181V180H263ZM35 182V181H34ZM37 182H38V180H37ZM58 182V181H57ZM60 182H61V180L59 181V184H60ZM85 182V181H84ZM92 182H90V183H92ZM120 182V183H121ZM192 182V180L190 181V183ZM195 182V181H194ZM20 185H19V184ZM24 183V182H23ZM27 183V182H26ZM32 183V182H31ZM47 183H48V181H47ZM46 183V184H47ZM89 183V184H90ZM209 183V182H208ZM215 183V182H214ZM213 183V184H214ZM226 183V181H224V184ZM260 183H262V181H260L259 182V187H260ZM179 184V185H180ZM183 184V183H182ZM192 184V183H191ZM202 184V183H201ZM227 185H228V183H226ZM262 184H264V183H262ZM0 185H1V183H0ZM27 185H28V183H27ZM30 185V184H29ZM33 185V184H32ZM40 184H38L37 185V187L39 186ZM57 185V184H56ZM92 185V184H91ZM121 185V186H122ZM178 185V186H179ZM193 185V184H192ZM207 185V184H206ZM212 185V184H211ZM215 185V184H214ZM213 185V186H214ZM230 185V184H229ZM257 185V186H258ZM41 186V185H40ZM61 186V185H60ZM139 186H142V188L143 189H145L146 191H140L139 190ZM231 186V185H230ZM230 186H227V189H228V187H230ZM241 186V185H240ZM2 187L5 189L4 190V192L6 191V189H8V188H5L4 187V185H2ZM2 187H0V189L2 190ZM7 187V186H6ZM64 187V186H63ZM94 187H96L95 189H93ZM180 187V188H181ZM189 187H191L190 185H189ZM234 187V186H233ZM236 187V186H235ZM261 187H262V185H261ZM260 187V188H261ZM9 188V189H10ZM39 188V187H38ZM41 188H43V187H41ZM62 188V187H61ZM67 188L64 190V189H62V190H64V191H66L67 190ZM91 188V190L90 191H87V189H90ZM118 188H120L119 190H116L117 192L115 193L114 191L111 193V191L112 190H114V189H118ZM226 188V187H225ZM232 188V187H231ZM231 188H229V189H231ZM237 188V187H236ZM245 188V187H244ZM11 189L10 190H7V191H11ZM28 189V188H27ZM40 189V188H39ZM44 189V188H43ZM50 189V188H49ZM176 189V188H175ZM195 189V188H194ZM209 189V188H208ZM212 189V188H211ZM0 190V191H1ZM17 190V189H16ZM42 190V189H41ZM61 190V189H60ZM59 190V191H60ZM61 190V191H62ZM142 190V189H141ZM156 190V191H155ZM213 190H214V188H213ZM251 190H254V188L253 189H251ZM7 191H6V193H7ZM25 191V190H24ZM28 191V190H27ZM26 191V192H27ZM54 191V190H53ZM64 191H62L63 193V195H64ZM108 191V193H105V192H107ZM140 191V192H139ZM226 191V190H225ZM258 191V190H257ZM255 191L256 192V195L260 192V191ZM251 192V191H250ZM1 193V192H0ZM2 193H3V191H2ZM1 193V194H2ZM21 193V192H20ZM24 193V192H23ZM23 193H22V196H23ZM28 193V192H27ZM37 193V192H36ZM66 193V192H65ZM72 193V194H73ZM91 193V194H90ZM124 193H125V195L127 194L128 196L130 195V197H132V200H130V201H125V200H123L125 197H127V196H125L124 195ZM162 193V194H161ZM195 193V192H194ZM198 193V192H197ZM204 193V192H203ZM202 193V194H203ZM211 193V192H210ZM214 193V192H213ZM252 193V192H251ZM254 193V192H253ZM10 194V193H9ZM24 194H26V193H24ZM39 194V193H38ZM71 194V193H70ZM88 194H90V195H88ZM260 194V193H259ZM35 195H37V194H35ZM54 195V194H53ZM59 195V194H58ZM96 195V196H95ZM123 195L125 196V197H123ZM199 195V194H198ZM204 195V194H203ZM202 195V196H203ZM208 195V194H207ZM214 195V194H213ZM240 195H241V193H240ZM255 195V194H254ZM25 196V195H24ZM55 196V195H54ZM84 196V195H83ZM86 196H84V197H86ZM93 196H95V198L97 197L99 200H96L97 202H95V200H93V199H91ZM235 196V195H234ZM260 196H262L261 194H260ZM56 197H57V195H56ZM71 197V196H70ZM84 197H83V199H84ZM129 197V198H130ZM212 197V196H211ZM257 197H259L258 195H257ZM29 198H30V196H29ZM46 198V197H45ZM44 198V199H45ZM75 198V197H74ZM77 198V197H76ZM75 198V199H76ZM78 198V199H79ZM82 198V197H81ZM81 198H80V200H81ZM198 198V197H197ZM74 199V200H75ZM86 199V198H85ZM47 200V199H46ZM58 200V199H57ZM71 200V199H70ZM121 200H123V201H121ZM126 200H128V199H126ZM253 200V199H252ZM49 201V200H48ZM48 201H46L47 203H49ZM54 201V200H53ZM76 201V200H75ZM137 201V202H136ZM229 201V200H228ZM263 201H264V198H263ZM257 202H259V200L257 201ZM17 203V202H16ZM45 203V202H44ZM70 203L72 204V201H70ZM254 203V202H253ZM14 204V203H13ZM51 203H49V205H50ZM69 205V203H64V205L63 206H65V207H67L66 205ZM70 204V205H71ZM229 204V203H228ZM263 204V203H262ZM23 205V204H22ZM44 204H42L41 206H43ZM69 205V206H70ZM259 205V204H258ZM16 206H18V204L16 205ZM193 206V207H192ZM209 206V205H208ZM218 206V205H217ZM18 207H20V206H18ZM44 207H46V204H45V206ZM48 207V206H47ZM64 207V208H65ZM72 207V206H71ZM186 207L189 209V211H191V210H194V211H196L197 209L199 210L198 212L196 211V212H194L193 214L194 215H197V217H195L194 218V220L193 221H190L189 220V218H187L186 216H185V214H184V216L186 217V219H184V220H181L180 219V216H182L183 215V211H186ZM211 207H212V205H211ZM258 207V206H257ZM264 207V206H263ZM262 207V208H263ZM63 208V209H64ZM69 208V207H68ZM250 208H252V206L250 207ZM0 209H2L1 207H0ZM4 209H5V207H4ZM24 209V208H23ZM67 209V208H66ZM77 209V208H76ZM77 209V214L79 215V210ZM209 208H207V210H208ZM211 209V208H210ZM216 209V208H215ZM219 209V208H218ZM221 209V208H220ZM256 209V208H255ZM259 209H261V206H260V208ZM65 210V209H64ZM100 210V211H99ZM233 210V209H232ZM239 211H240V209H238ZM251 210V209H250ZM17 211V210H16ZM67 211V210H66ZM70 211V210H69ZM89 211V212H88ZM99 211V212H98ZM102 211V212H101ZM182 211V212H181ZM211 211V210H210ZM221 211V210H220ZM245 211V210H244ZM83 212V216H84V214H85V212L84 211H82ZM182 213V215H180L179 214V217L178 216H176L178 213ZM192 212V211H191ZM214 212V211H213ZM231 212V211H230ZM229 212V213H230ZM16 213V212H15ZM70 213H71V211H70ZM169 213H175L176 215V221H175V223L174 224H172L171 222V225H170V223H169V225H168V222H167V220L165 219V216H168L167 214H169ZM208 213H209V211H208ZM211 213V212H210ZM217 213V212H216ZM223 213V212H222ZM237 213V212H236ZM252 213V212H251ZM85 214V215H86ZM125 214V215H124ZM190 214V213H189ZM192 214V216H194ZM205 214V213H204ZM212 214V213H211ZM214 214H215V212H214ZM232 214V213H231ZM234 214V213H233ZM238 214V213H237ZM250 214V213H249ZM255 214H257V211H255V212H253L252 214H250V215H255ZM20 215V214H19ZM64 215V214H63ZM66 215V214H65ZM76 215V214H75ZM200 215V216H199ZM223 215V214H222ZM222 215H220V216H222ZM211 216V215H210ZM215 216V215H214ZM239 216V215H238ZM17 217H19V216H17ZM20 217H23V216H20ZM81 217H82V215H81ZM85 218H86V216H84ZM83 217V218H84ZM90 218H91V216H89ZM171 217V216H170ZM183 217V216H182ZM184 217V218H185ZM190 217V216H189ZM223 217V216H222ZM230 217V216H229ZM261 217V216H260ZM30 218V217H29ZM41 218V217H40ZM82 218V219H83ZM88 218V217H87ZM102 218V219H101ZM228 218V217H227ZM236 218V217H235ZM19 220H20V218H18ZM32 219L33 218H31V219H29V223L32 221ZM93 219V218H92ZM96 219V218H95ZM104 219H105V222H104ZM191 219H193V218H191ZM88 220V219H87ZM98 220H96V221H98ZM240 220V219H239ZM238 220V221H239ZM242 220H244V219H242ZM258 220H259V218H258ZM2 221H4L5 223H7L6 225L8 226V223L10 224V225H12V226H15V225H18V223H20V222H18L17 221V218H16V216H13L12 214L10 215V213L9 212H7V210L5 209V210H1L0 211V222H2ZM21 221V220H20ZM39 221V220H38ZM77 221V220H76ZM85 221V220H84ZM95 221V220H94ZM212 221H214L213 219H212ZM252 221V220H251ZM34 222V221H33ZM89 222V221H88ZM240 222V221H239ZM238 222V223H239ZM245 222V221H244ZM248 222V221H247ZM38 223V222H37ZM77 223V222H76ZM92 223V222H91ZM190 223H191V225H190ZM260 222H258L257 221V219H255L253 222H251V224H246V222H245V225H243L242 226V228L247 232H245L246 233V238H244L245 240H246V242L248 243V242H251V241H249V240H253L254 239V237H253V239H251L252 238V234H251V229H253V226L254 225H257L258 226V224H259ZM262 223V222H261ZM22 224H24L23 223V221H22ZM72 224V223H71ZM85 224H87V223H85ZM107 224H111L110 226V229H112V224L113 223H106L105 225H107ZM122 224V225H123ZM241 224V223H240ZM9 225V226H10ZM20 225H21V223H20ZM20 225H18V226H20ZM74 225V224H73ZM84 225V224H83ZM96 225H97V223H96ZM193 225H196V229L195 228H193L194 226ZM234 226H235V224H233ZM238 225V224H237ZM261 225V224H260ZM12 226H11V228H12ZM27 226V225H26ZM40 226V225H39ZM70 226V225H69ZM207 226V225H206ZM223 226H225V225H223ZM31 227V226H30ZM38 227V226H37ZM76 227V226H75ZM94 227H95V225H94ZM102 227V226H101ZM117 227V226H116ZM116 227H114V229L116 228ZM216 227V226H215ZM214 227V228H215ZM238 227V226H237ZM236 227V228H237ZM252 227V228H251ZM14 228V227H13ZM21 228H24V226L23 227H21ZM40 228V227H39ZM107 228V227H106ZM118 228L119 227H117L116 228V230H118ZM217 228V227H216ZM239 228V227H238ZM240 228H241V226H240ZM251 228V229H250ZM15 230H16V227L14 228ZM17 229H19V227L17 228ZM93 229V228H92ZM109 229V228H108ZM193 229H195L196 230V232L193 230ZM242 229V230H243ZM12 230V229H11ZM14 230V231H15ZM26 230V229H25ZM36 230V229H35ZM45 230H46V228H45ZM70 230V229H69ZM73 230V229H72ZM101 230V229H100ZM103 230H104V228H103ZM102 230V231H103ZM210 230V229H209ZM233 230V229H232ZM238 230V229H237ZM240 230V229H239ZM238 230V231H239ZM19 231V230H18ZM44 231V230H43ZM114 231V230H113ZM119 232H121L120 231V228H119V230H118ZM204 231V230H203ZM202 231V232H203ZM218 231H219V229H218ZM224 231H225V229H224ZM229 231V230H228ZM236 231V230H235ZM237 231V232H238ZM24 232V231H23ZM28 232V231H27ZM26 232V233H27ZM32 232H33V230H32ZM37 234H39L38 233V231H35ZM42 232V231H41ZM41 232H40V234H41ZM66 232V231H65ZM117 232V231H116ZM118 232V233H119ZM206 232V231H205ZM205 232H204V234L203 235H205ZM240 232H241V230H240ZM262 232V231H261ZM8 233V232H7ZM72 233V232H71ZM90 233V232H89ZM93 233V232H92ZM214 234L216 233V231L215 232H213ZM223 233V232H222ZM226 233V232H225ZM239 233V232H238ZM243 233V232H242ZM252 233L253 234H256L257 235V233L256 232H253L252 231ZM260 233V232H259ZM263 233V232H262ZM21 234H22V232H21ZM20 234V235H21ZM32 234V233H31ZM31 234H29V235H31ZM34 234V233H33ZM36 234V235H37ZM39 234V235H40ZM95 234H96V232H95ZM101 234V233H100ZM122 234V233H121ZM140 234V236H141V239L140 240H136V237H139L138 235ZM214 234H210V235H214ZM217 234H218V232H217ZM220 234V233H219ZM234 234V233H233ZM237 234V233H236ZM23 235V234H22ZM86 235V234H85ZM93 236H94V234H92ZM98 235V234H97ZM122 235V236H123ZM137 235V236H136ZM202 235V236H203ZM209 235V236H210ZM221 235V234H220ZM226 235V234H225ZM242 235H244V234H242ZM261 235V234H260ZM263 235H264V233H263ZM262 235V236H263ZM16 236H17V234H16ZM19 236V235H18ZM24 236V235H23ZM63 236H65L64 235V233H63ZM89 236H90V234H89ZM101 236V235H100ZM208 236V237H209ZM218 236V235H217ZM227 236V235H226ZM254 236V235H253ZM20 237V239H22L23 237L22 236H19ZM22 237V238H21ZM32 237V236H31ZM34 237V236H33ZM40 237V236H39ZM59 237H62V236H59ZM86 237V236H85ZM219 237V236H218ZM218 237L216 238L217 240H218ZM224 237V236H223ZM244 236H242V238H243ZM74 238V237H73ZM125 238V239H126ZM203 238V237H202ZM212 238H213V236H212ZM211 238V236H210V240L212 239ZM220 238V237H219ZM222 238V237H221ZM25 238H23L22 240H24ZM29 239H30V237H29ZM34 239V238H33ZM264 239V238H263ZM16 240H17V238H16ZM128 240V239H127ZM126 240V241H127ZM215 239H213V241H214ZM222 240V239H221ZM228 240V239H227ZM230 240V239H229ZM228 240V241H229ZM236 240V239H235ZM244 240V241H245ZM21 241V240H20ZM27 241V240H26ZM129 241H130V239H129ZM216 241V240H215ZM228 241H226V242H228ZM13 242V241H12ZM17 242H19V241H17ZM29 242V241H28ZM40 242V241H39ZM116 242V241H115ZM218 242H219V244H221L220 242L221 241H219L218 240ZM241 242V241H240ZM20 243V242H19ZM18 243V244H19ZM22 243V242H21ZM23 243H25V241L23 242ZM27 243V242H26ZM33 243V242H32ZM38 243V242H37ZM75 243V242H74ZM118 243V242H117ZM116 243V244H117ZM126 243V242H125ZM202 243V242H201ZM231 245H228L227 247H228V250L229 251H227L226 253L228 254V253H230V250H231V252H233L234 251V248L236 247L235 246V244H236V241H231V242H229ZM242 243V242H241ZM41 244V243H40ZM218 244V246H220ZM240 243H238V245H239ZM243 244V243H242ZM12 245V244H11ZM21 245V244H20ZM24 245V244H23ZM45 245V244H44ZM217 245V244H216ZM225 245H227L226 243H225ZM238 245H237V247H238ZM254 245V244H253ZM256 245V244H255ZM254 245V246H255ZM264 245V244H263ZM39 246V245H38ZM37 246V247H38ZM203 246H205L204 248L205 249H203ZM213 246V245H212ZM240 246V245H239ZM258 246V245H257ZM261 246V245H260ZM70 247V246H69ZM214 247V246H213ZM212 247V248H213ZM216 247V246H215ZM230 247V248H229ZM236 247V248H237ZM244 247H245V245H244ZM2 248V247H1ZM21 248V247H20ZM54 248V247H53ZM93 248V247H92ZM211 248V249H212ZM218 248V247H217ZM221 248H222V246H221ZM223 248H225V247H223ZM236 248H235V250H236ZM238 248H240L241 250L239 251V252H241L242 250H243V248H241V247H238ZM45 249V248H44ZM215 249V248H214ZM258 249V248H257ZM2 250V249H1ZM4 251V250H3ZM36 251H37V249H36ZM45 251H47V250H45ZM49 251V250H48ZM53 251V250H52ZM66 251V250H65ZM72 251V250H71ZM83 251V250H82ZM95 251V250H94ZM208 251H210L209 249H208ZM238 251V250H237ZM236 251V252H237ZM244 251V250H243ZM247 251V250H246ZM39 252V251H38ZM119 252H120V250H119ZM239 252H237V255H239L238 253ZM259 252V251H258ZM57 253V252H56ZM83 253V252H82ZM85 253V252H84ZM102 253V254H101ZM117 253V252H116ZM195 253V254H194ZM206 253V252H205ZM210 253H211V251H210ZM22 254V253H21ZM41 254V253H40ZM46 254H47V252H46ZM46 254H45V252L43 251L42 252V256L44 257V256H46ZM51 254V253H50ZM70 254V253H69ZM218 254V253H217ZM231 254V253H230ZM263 254V253H262ZM23 255H24V253H23ZM62 255V254H61ZM115 255V254H114ZM117 255V254H116ZM118 255H120V253H118ZM174 255H183L184 256V258H183V262H181L182 261V256H179V257H181L180 259H181V261L180 262H178L177 260H174L172 257L174 256ZM211 255H212V253H211ZM215 255H216V253H215ZM229 255V254H228ZM234 255H236L235 253H234ZM246 255V254H245ZM51 257H52V259L50 260L51 261V263L52 262H55L54 260V258H53V256L54 255H50ZM112 256V255H111ZM240 256V255H239ZM24 257V256H23ZM47 257V256H46ZM62 257V256H61ZM97 257V258H96ZM120 257H122V256H120ZM214 257H216V256H214ZM217 257H218V255H217ZM240 257H242V253H241V256ZM262 257V256H261ZM264 257V256H263ZM27 258V257H26ZM47 258H49V257H47ZM118 258V257H117ZM125 258V259H124ZM211 258V257H210ZM219 258V257H218ZM217 258V259H218ZM226 258H228V257H226ZM239 258V257H238ZM244 258V257H243ZM44 259H45V257H44ZM74 259L75 260H73L72 261V263H75V264H79V263H81L82 261H81V255H80V257H79V255L76 253V255L74 256ZM113 259V258H112ZM184 259H186V260H184ZM201 259H202V257H201ZM200 259V260H201ZM221 259V258H220ZM10 260V259H9ZM12 260V259H11ZM59 260V259H58ZM64 260V259H63ZM200 260H199V264H200ZM206 260V259H205ZM213 260V259H212ZM234 260V259H233ZM240 260V259H239ZM261 260V259H260ZM81 261V262H80ZM90 261V260H89ZM185 261V262H184ZM223 262L225 261L224 259L222 260ZM11 262V261H10ZM84 262V261H83ZM91 262V261H90ZM187 262L185 263V264H187ZM229 262V261H228ZM236 262V261H235ZM250 262L251 261H249V264H250ZM264 262V261H263ZM262 262V263H263ZM87 263H88V261H87ZM86 262H84V263H81V264H87ZM189 263V264H190ZM197 263H198V261H197ZM196 263V264H197ZM227 263V262H226ZM234 263V262H233ZM246 263V262H245ZM261 263V262H260ZM92 264V263H91ZM194 264V263H193ZM207 264V263H206Z\"/></svg>", "mask_w": 264, "mask_h": 264}, {"label": "rangeland", "instance_id": "374dc122", "mask_svg": "<svg viewBox=\"0 0 264 264\" xmlns=\"http://www.w3.org/2000/svg\"><path fill=\"white\" fill-rule=\"evenodd\" d=\"M3 1V2H2ZM7 1V3L9 2V1H11V0H6ZM6 1L5 0H0V15H1V22L3 21H5L4 23H5V25H2V23H0V42H3V43H1V46L2 45H4V46H2V49L0 48V53L3 55V57L1 56L0 58L2 59L1 60V62H2V64H4V65H1L0 64V66L2 67V68H0V84L2 85V86H4V87H1V85H0V90H2V88H3V90L2 91H0V93H2L1 95H0V98H2V99H0V125H3V126H0V141L3 143V146H1V142H0V147H3V151H0V152H2L3 154H0L1 156L0 157H2L3 158V156L2 155H7L8 157H9V159H8V161H10V162H8V163H10V164H7V163H4V162H2L0 165L2 166H6V164H7V166H6V170H8V172H9V174H12V172L14 171V169L15 170H17L16 171V177L17 178H21V180L19 181V182H21V185L24 187L25 185H26V187H24V189H19V187H15L14 186V189H13V187H12V189L10 188L11 187V185H9V183L7 182L8 181V177H5V175H3V179H1L0 180V183H1V185H0V187H2V185H4V187L5 188H8L9 186V188L11 189V191L9 192V191H7V190H10L9 188L8 189H6V191H7V193H6V191L4 192V188L2 187V190L0 191L1 193H2V191H3V193L1 194L0 193V207L2 208V209H0V211L1 210H7V212H9L10 213V215L12 214L13 216H16V218H17V221L18 222H20L21 223V225H20V223H18V225H20V226H18V225H15V226H12V225H10L9 223H8V226L6 225L7 223H5L4 221H2V222H0V264H75V263H72V261L73 260H75L74 259V256L76 255V253L79 255V257H80V255H81V263H84V262H86L87 263V261H88V263L87 264H95V263H98V262H96L98 259H95V258H92V257H89L88 256V252H86V250L87 251H89V252H91V251H93V252H96L95 254L96 255H98V253L100 252V250L101 249H99V246H92L91 247V249H86V248H84V247H82V248H80V250H79V247H81V246H83L85 243H84V241L86 242L88 239H93V240H97L98 239V237H101V239L102 240H104V235L106 234V233H104V231L106 232L107 230H109V231H112V232H114V234H116V235H114L112 232H108V233H112L114 236V238H113V241H111L110 243H113V249H116V252L115 251H113L112 253H110V254H105L104 256H100V260H102V261H104L105 259L107 260V259H109L110 261H122V259H123V257H125V255L124 254H126V253H124L123 252V254H122V250H124V249H121V247H120V244H127L126 246H128V244H130V242H131V244L129 245V246H131L132 244H133V239L134 238H131V237H128V238H126L124 235H123V232H122V230H123V226L125 227V224H123V223H121L120 224V226H118V225H116L117 227H119L120 228V231L121 232H119L118 230H119V228H118V230H116V226H114L115 224H118L119 222H117V221H115V223H114V221H109V222H107V220H106V222H105V219H104V224L102 223V222H99L100 220H98L97 219V215L99 214V213H97V215L95 216V215H88V214H90V213H88V214H86L87 213V211H85L84 209L82 210V211H84L85 212V214H84V216H86V218L83 216V212L81 211V208H80V210L78 209L79 208V203L77 202V200L78 201H82V200H84V201H86V200H89L90 198L89 197H91V196H86L85 195V193H83L82 194V192H79L78 193V195L79 194H81L80 195V198H81V200H80V198L78 197V196H76L77 195V193L76 194H74L73 192H68V188L67 187H65L66 186V184H64L63 186H62V182H64L65 180H66V177H67V175H69L70 174V176L71 177H76L77 179H82L81 181H83L85 178H86V176H83L82 174L83 173H77L76 171H74V170H67V165L71 162V161H73V160H75L76 159V156H77V154H78V151L81 149H83V147H84V149H87L86 151H88V149L89 148H86L87 147V145L88 144H86L85 142V138L87 137V135L88 136H92V137H94V139H96V137H97V139H98V137L100 136V133H98V132H103L102 130H93V129H91L90 127L91 126H89L90 124H92L93 122L92 121H94V122H97V121H101V116L103 115L101 112H100V106H101V104L102 103H104L105 105L107 104V102H108V100L109 99H107L108 98V94L107 93H104V89H105V85H107V82L104 80V78L102 79V81H101V79L100 80H98L97 82H98V84H99V87H98V84L95 82V83H93L91 80H89V78H88V76H85V75H87L86 74V72H87V69L89 68H94V67H96V65H95V63L97 62V66H98V68H99V66H101L102 64L101 63H103V65L101 66L103 69L105 68V66H106V68H105V70L107 69V70H109V69H113L114 67L116 68L117 66H120V63H122V59H120L121 57H120V54L118 55V53H115V54H112L113 55V57H109L108 59H107V61L106 62H101V63H99L98 62V60L96 59L97 57H99V56H96V52H97V54H101V52H104V49H113V51H116V48H117V50H120L121 48H120V45H121V43H127V45L128 44H130L131 42H133L134 40L135 41H137L138 43H141L142 44V40H143V38L145 39V40H143V42H145L146 41V38H145V36H144V34H145V31L147 32V31H151V33H150V35L152 36V34L153 35H157L156 37L158 38V41L155 39L154 40V45H156V46H154L155 48V50H154V52H156V54H157V52L158 53H160L161 51L162 52H172L171 51V49H173L175 46H172L170 43L172 42L171 41V37H169V36H171L170 34H169V32L170 33H172L174 30L176 31L177 30V32H180V33H178V35H175L176 37H175V39H174V41H177L178 43H180V42H186L187 40V44L190 42V44L191 43H197L198 45H200V47H202L203 46V44L206 42V40L208 39V33H210V32H212V35H219V36H222L223 35V37H232L233 35H235V34H238V31H245V30H247V32L248 33H251L252 31H253V24L251 23V22H245L244 24H241V25H239V29L238 30H234L233 28H232V32H230L231 33V35H230V33H229V31H231V27L229 26V25H227V23L225 22L226 21V19H219V20H221V21H218V20H213L212 19V17L210 16V17H207L206 15H199L198 17H197V19H195L194 20V23H193V25L191 24L190 26H186V25H183V23H184V21H183V14L184 15H186V11H188L191 7H196V6H200V7H203L204 9L206 8V7H208V5H209V3L206 1V0H194V2H193V0H182V2L181 1H179L178 2V0H176L177 2L176 3H174V1H172V0H144V2L142 1V0H136L138 3H140V4H142V5H140V4H138L137 6H135V8L134 7H132L133 6V4H131L132 2V0H105V1H103V0H98V1H96V0H47V2L45 3V1L46 0H34V1H32V0H30V2L28 1V0H16L17 1V3H13V4H11V2L13 1V2H16L15 0H12L11 2H10V4H8V5H10L9 7L8 6H5L6 5ZM88 1V2H87ZM112 1V2H111ZM117 1H118V3H117ZM126 1V2H125ZM141 1V2H140ZM150 1V2H149ZM171 1V2H170ZM189 1V2H188ZM224 1H226V0H224ZM224 1H222V3L224 4L225 2ZM235 2L234 3H238V2H242V3H244V4H246V5H248L249 7H252V6H254V5H256L257 4V2H258V0H234ZM26 2H27V4H26ZM32 2V3H31ZM67 2V3H66ZM77 2V3H76ZM84 2V3H83ZM87 2V3H86ZM108 2V3H107ZM110 2V3H109ZM162 2V3H161ZM185 2H187V3H185ZM228 2V0L226 1V3ZM1 3L3 4V5H1ZM29 3H30V5H29ZM36 3V5H37V7H36V5H35V9H33L34 7H31V4H35ZM45 3V4H44ZM93 3V4H92ZM116 3H117V5L118 6H116ZM126 3V4H125ZM196 3V4H195ZM225 3V4H226ZM15 4V5H14ZM26 4V5H25ZM61 4V5H60ZM110 4V5H109ZM122 4V6H120V5ZM123 4H125V5H123ZM146 4V5H145ZM203 4V5H202ZM221 3H219L218 4V6L220 7L221 5H220ZM224 4V5H225ZM27 5H29V6H27ZM42 5V6H41ZM86 5V6H85ZM88 5V6H87ZM128 5V6H127ZM130 5H132V6H130ZM164 5V6H163ZM3 6V7H2ZM25 6H27L26 8H25ZM41 8H40V7ZM113 6V7H112ZM116 6V7H115ZM125 6L127 7V9L129 10H127L126 8H125ZM210 6V5H209ZM51 7V8H50ZM52 7L54 8V7H56V9L54 10V9H52ZM120 7V8H119ZM122 7V8H121ZM176 7V8H175ZM6 8V9H5ZM25 8V9H24ZM31 8V9H30ZM39 10H38V9ZM119 8V9H118ZM124 8V9H123ZM209 8V7H208ZM208 8H206V9H208ZM24 9V10H23ZM44 9H46L45 11H44ZM51 9V10H50ZM98 9H99V11H98ZM124 10L125 12H128V13H130V14H132L133 12H135V14L137 15H135L134 16V18H133V20L134 21H136V22H130L128 25L127 24H125V22H123V25L125 24L126 26H125V29H124V32L123 33H125V34H123L122 33V35H121V37H123V38H121L120 37V39H119V41H121V39L123 40V41H121V42H118V40H116V41H113L114 39H116V34L114 33L115 31H117L116 30V28L118 29L119 28V26H118V23H122V21H121V17L120 16H122V14H124V11H122V10ZM137 9V10H136ZM2 10V11H1ZM17 10V11H16ZM19 10V11H18ZM34 10V11H33ZM42 10V11H41ZM48 10H50L49 12H48ZM52 10H54V11H52ZM85 10V11H84ZM146 10V11H145ZM24 11V12H23ZM26 11H29L30 13H28V12H26ZM47 11V12H46ZM122 11V12H121ZM132 13H131V12ZM2 12V13H1ZM17 12V14L19 15V17H20V19H19V17L18 16H15L16 13ZM31 12H33L35 15L36 14H39L40 12L42 13H47L48 15H46V16H48L49 17V14H51L52 16H51V19L50 20H48L49 18L48 17H46L45 15H42V14H39V17H38V15L37 16H35V15H33L32 16V14L33 13H31ZM36 12V13H35ZM37 12H39V13H37ZM97 12H98V14H97ZM148 12V13H147ZM184 12V13H183ZM79 13H81L82 14V18H83V20H81V23L78 21V23H76L77 21L75 20V15L77 16V15H79ZM86 13V14H85ZM100 13V14H99ZM105 13V14H104ZM6 14V15H5ZM8 14V15H7ZM22 14V15H21ZM23 14H24V17H23ZM28 14V15H27ZM29 14H31V16H29ZM61 14V15H60ZM80 14V15H81ZM83 14H85L84 16H86L87 14L89 15H87L85 18H84V16H83ZM97 14V15H96ZM109 14V15H108ZM121 14V15H120ZM162 14V15H161ZM41 15V16H40ZM55 15V16H54ZM108 15V16H107ZM220 15H221V13H220ZM220 15H218V16H220ZM22 16V17H21ZM35 16V17H34ZM42 16H44V17H42ZM57 16H59V17H57ZM99 16V17H98ZM119 16V17H118ZM3 17H5L4 19H3ZM12 17V19H10ZM15 17H17L18 19H16ZM55 17V18H54ZM113 17V18H112ZM27 18V19H26ZM37 18V19H36ZM38 18H40L39 19V21H38ZM45 18L47 19V20H45ZM52 18H54L55 20H57V22L56 23H54V22H52V23H54V24H52L51 23V21H54V19L52 20ZM60 18H61V22H58V19H59V21H60ZM141 18V19H140ZM209 18V19H208ZM34 19V20H33ZM86 19V20H85ZM139 19V20H138ZM201 19V20H200ZM10 20H12V21H10ZM15 20V21H14ZM18 20H22L23 21V23H28L27 25H29L30 26V28H31V26L33 25V26H35L36 28V30L35 29H33V26H32V28L30 29V28H28V32H27V35H24V37H26V39H24L25 41H20V39H22L23 37H20V35H18L19 33H17V32H21L20 31V27H21V25H22V21L20 22V21H18ZM38 21L37 22V26L35 25L36 24V21ZM73 20V24H70L71 23V21ZM75 20V21H74ZM143 20V21H142ZM207 20V21H206ZM18 21V22H17ZM40 21H43V23L42 22H40ZM45 21V22H44ZM62 21H63V23H62ZM85 21H86V23H85ZM88 21V22H87ZM91 21H93V22H91ZM102 21V22H101ZM139 21V22H138ZM224 21V22H223ZM9 22H14L13 24L14 25H11L12 23H9ZM50 22V23H49ZM68 22H70L69 24H66V23H68ZM110 22V23H109ZM180 22V23H179ZM216 22V23H215ZM3 23V24H4ZM32 23H34V24H32ZM40 23H42V24H40ZM58 23H61L62 25H61V28H60V24L58 25ZM89 23L91 24V26L89 25ZM95 23V24H94ZM120 23V24H121ZM154 23V24H153ZM218 23V24H217ZM222 23V24H221ZM7 24V25H6ZM10 24V25H9ZM20 24V26H18ZM32 24V25H31ZM49 24H50V26H49ZM78 24V25H77ZM79 24H81V27H83V24H85V26H90V27H93V28H95V30H96V33L94 32V33H90L89 32V34L88 33H86V34H83V33H85L84 32V30H80V32L82 33V31H83V33L81 34L80 32L79 33H77L76 32V30L77 29H81V27L79 26ZM151 24V25H150ZM215 24V25H214ZM18 26V28H17V26ZM42 25V26H41ZM49 26L48 28L47 27H44V26ZM55 25H57L56 27H55ZM66 25V26H65ZM117 25V26H116ZM130 25V26H129ZM155 25V26H154ZM180 25H183V27L182 26H180ZM201 25V26H200ZM252 25V26H251ZM3 26H5L6 27V29L4 30V29H2V27ZM7 26H8V28H9V30H8V28H7ZM53 26V27H52ZM68 26V27H67ZM129 26V27H128ZM176 26V27H175ZM14 27H16L15 29H14ZM44 27V28H43ZM98 27V28H97ZM113 27V28H112ZM116 27V28H115ZM181 27V28H180ZM202 28V30H204V35H206V37H205V39H201L200 37H202V35L201 34H199V33H197L198 32V28ZM205 27V28H204ZM217 27V28H216ZM223 27H224V29H227V30H224L223 29ZM241 27V28H240ZM13 30H12V29ZM20 28V29H19ZM39 28H41V29H39ZM50 28V29H49ZM69 28V29H68ZM149 28V29H148ZM157 28V29H156ZM183 28V30H181ZM66 29H68V30H66ZM83 29V28H82ZM142 29V30H141ZM144 29V30H143ZM191 29V30H190ZM18 30V31H17ZM44 30V31H43ZM70 30V31H69ZM97 30H99V31H97ZM102 30V31H101ZM131 32H130V31ZM159 30H161V31H159ZM172 32H171V31ZM5 31H7V32H5ZM11 32V34L10 35H12V33H14L12 36H10V35H7V34H9V32ZM37 31V32H36ZM46 31V32H45ZM72 31H74L73 33H72ZM129 31V32H128ZM186 32V34H188V33H190V35H192V36H190L189 34V37L186 39L184 36H186L185 35V32ZM188 31V32H187ZM190 31V32H189ZM3 32V33H2ZM32 32H34V33H32ZM42 32V33H41ZM60 32V33H59ZM97 32H99V33H97ZM142 32V37H140L139 36V34ZM153 32V33H152ZM160 32V33H159ZM246 32V31H245ZM5 33V34H4ZM17 33V34H16ZM59 33V34H58ZM75 33V34H74ZM104 34V35H102V34ZM114 33V34H113ZM228 33V34H227ZM16 34V35H15ZM39 34V35H38ZM52 34V36L53 37H55L56 39H60L61 38V36L63 37V35L64 36H66L67 38H71L72 36L74 37V41L72 40V38H71V41H72V48H73V51H77V52H74V54H71V55H69V57L70 58H67L68 56H66L65 54H63V53H60L59 54V52H61V49H59V51H58V49H56V48H54V50L56 51H54V54H53V56L50 54V53H46V52H48V51H50V49L49 48H51L52 49V47H51V45L50 46H48L46 43H43V42H41V45L38 43V42H36V41H44L45 42V39H47L46 41H50L51 39L50 38H53V37H51L50 35ZM61 34V35H60ZM66 34V35H65ZM67 34H68V36H67ZM70 34V35H69ZM162 34V35H161ZM195 34H197V35H195ZM226 34V35H225ZM233 34V35H232ZM4 35L5 36H7V37H5V38H7V39H5L4 38ZM18 35V36H17ZM86 35V36H85ZM90 35V36H89ZM102 35V36H101ZM129 35H130V37H129ZM159 35V36H158ZM194 35V36H193ZM201 35V36H200ZM230 35V36H229ZM33 36L36 38L35 40L33 39ZM45 36V37H44ZM50 36V37H49ZM60 36V37H59ZM106 36V37H105ZM113 36V37H112ZM114 36H115V38H114ZM198 36V37H197ZM10 37H12V39L10 40ZM17 37V38H16ZM28 37V38H27ZM32 37V38H31ZM38 37H39V39L42 37V38H44V39H41V40H37L38 39ZM49 37V38H48ZM59 37V38H58ZM92 37H94L93 39H92ZM97 37V38H96ZM129 37V40L127 39ZM152 37H154V36H152ZM9 38V39H8ZM19 38V39H18ZM54 38V39H55ZM96 38V39H95ZM137 38V39H136ZM138 38H139V40H138ZM182 38H184V39H182ZM17 39H18V41H17ZM31 39V40H30ZM91 39V40H90ZM103 39V40H102ZM131 39V40H130ZM168 39H169V41H168ZM180 39V40H179ZM199 39V40H198ZM5 40H6V42H5ZM7 40H8V42H7ZM13 40V41H12ZM27 40H29V42H27ZM32 40H34L33 42H32ZM70 40V39H69ZM89 40V41H88ZM109 40V41H108ZM166 40V41H165ZM191 40V41H190ZM197 40V41H196ZM12 41V42H11ZM16 41V44L14 43ZM101 41V42H100ZM126 41H129V42H126ZM134 41V42H135ZM165 41V42H164ZM198 41L200 42V43H198ZM19 42V43H18ZM20 42H22L21 44H25V46H23V48H22V46H21V44H20ZM23 42H25V43H23ZM32 42V43H31ZM109 43V44H111V42H114V43H112L111 45H107L106 43ZM136 42V43H137ZM156 42V43H155ZM163 42V43H162ZM203 42V43H202ZM28 43V44H27ZM31 43V44H30ZM36 43H37V45H36ZM42 43H43V45H42ZM76 43V44H75ZM104 43L106 46H107V48H102V44ZM135 43V44H136ZM150 43H153V41L152 42H150ZM163 44V45H161V44ZM13 44V45H12ZM14 44H15V46H14ZM19 44V45H18ZM30 44V45H29ZM59 45H61L60 43H58ZM103 44V45H104ZM116 44V45H115ZM6 45V46H5ZM16 45H18V46H20V48H21V51H22V53H24V54H26L27 56V58L26 59H24L23 61L24 62H26V64H28V63H30L29 65H26V64H23V63H21L20 65V67H19V69H18V67H16L15 66V59H14V54H15V47H16ZM28 45V46H27ZM33 45H34V47L36 48H33ZM39 45H40V47L41 46H43V47H39ZM75 45V46H74ZM86 45V46H85ZM136 45H138V44H136ZM160 45V46H159ZM10 46H12V47H10ZM17 46V47H18ZM39 48H38V47ZM74 46V47H73ZM162 46V47H161ZM244 46V47H243ZM16 47V48H17ZM25 47H26V49H25ZM29 47H30V49H29ZM45 47H46V49H45ZM49 47V48H48ZM97 47H99V48H97ZM158 47H159V49H158ZM33 48V49H32ZM37 48H38V50L39 51H36L37 50ZM44 48V49H43ZM101 48V49H100ZM156 48H157V50H156ZM161 48V49H160ZM194 48H199V46L198 47H194ZM257 48V47H256ZM255 48V49H256ZM22 49H24V50H22ZM32 49V51H30ZM47 49H48V51H47ZM75 49V50H74ZM96 49H98L97 51H94V50H96ZM165 51H164V50ZM169 51H168V50ZM246 51V48H245V45H239L238 46V49L236 48L235 50L236 51H233V52H236V54L238 53H240V55L243 53V55H244V58H246V61H244V64L243 65H245V64H247V66H253V65H255L257 62L255 61V59L257 60V57L254 55V57H256V58H253V57H251L250 56V54L253 52V51H255L254 49L253 50H250V51H244V50ZM258 49V48H257ZM257 49H256V51H257ZM3 50V51H2ZM45 50V52H43ZM232 50H234V49H232ZM232 50L231 51H229L230 53H233L232 52ZM41 51V52H40ZM99 51V52H98ZM30 52H32V55L33 54H35L36 52H38L39 54H40V56L42 57V55H44L41 59H40V56H38V54H37V56H35V57H33L32 55H31V53ZM33 52H35V53H33ZM82 52V53H81ZM87 52H88V54H87ZM248 52V53H247ZM29 53V54H28ZM42 53V54H41ZM56 53H58V54H56ZM75 53H76V55L78 54L79 55V53H81V55H79V56H82L86 61H83V60H81V62L82 63H84V64H82L81 62L79 63V64H77V66H75L76 64H75V62H76V60L75 59H72L73 57L75 58L76 57V55H75ZM95 53V54H94ZM105 53V52H104ZM106 53H107V51H106ZM123 52H121V54H122ZM174 53L176 54V56L178 55L177 53L178 52H176V51H174ZM247 53V54H246ZM0 54V55H1ZM48 56H47V55ZM117 54V55H116ZM141 54V56H140V58H142L143 59V57H144V53H139L138 54V56ZM143 54V55H142ZM6 55V58L4 57ZM55 55H56V58H55ZM84 55H86L85 57H84ZM247 55V56H246ZM31 56V57H30ZM51 56V57H50ZM64 56H66V57H64ZM116 56V57H115ZM174 55H172V57H173ZM258 56V55H257ZM28 57H29V59H28ZM34 58V60H37L38 59V61H37V63L38 62H41V65H43V67H46L47 66V64H48V66L50 65V63L51 62H53V60H54V63L56 62V60H57V67H56V65L54 64L53 66L55 67V70H52L51 72L52 73H48V75H50V74H52V76L51 77H49L47 74V76H48V78H49V81L47 80L48 78H46V77H38V76H36V77H34L35 75H37L36 73H34L35 72V70L33 69V68H35L37 65H40V63H38V64H36L35 62H34V60H33V58ZM58 57V58H57ZM95 59H94V58ZM43 58H44V60H43ZM48 58V59H47ZM64 58L66 59V60H64ZM88 58V59H87ZM90 58V59H89ZM253 58V60H251ZM12 59V60H11ZM28 59V60H27ZM51 59V62L49 61ZM69 59V60H68ZM72 59V60H71ZM92 59H94V61L92 60ZM119 59V60H118ZM26 60V61H25ZM89 60H92V61H90L89 62ZM240 60V59H239ZM46 61V62H45ZM49 61V62H48ZM62 61H64V62H62ZM66 61V62H65ZM68 61V62H67ZM73 61V62H72ZM96 61V62H95ZM109 61V62H108ZM118 61V62H117ZM204 61H207V62H204V63H208L209 61H210V59H206V60H204ZM249 61V62H248ZM255 63H254V62ZM44 62V63H43ZM60 62H62V63H60ZM115 62V63H114ZM240 62H241V60H240ZM248 62V63H247ZM253 62V63H252ZM14 63V64H13ZM35 63V64H34ZM89 63H91V64H89ZM92 63H94V64H92ZM32 64H34V65H32ZM59 64V65H58ZM69 64V65H68ZM71 64V65H70ZM144 64H146V65H144L143 66V68L142 69H144L149 63H148V60H147V62H145ZM251 64V65H250ZM258 64V63H257ZM260 64V63H259ZM13 65V66H12ZM32 66L31 68V70H27V68L29 67V66ZM62 65H63V67H62ZM74 67H73V66ZM83 65V66H82ZM84 65H85V67H84ZM110 65H112V66H110ZM122 65V64H121ZM201 67H200V66ZM199 65L197 64V65H193L194 66V68L191 70V72H189L187 75H188V77L186 76H184L185 78H187L188 79V81L190 82L191 81V79H192V77L194 76H201V77H204V74H203V70H201V69H203L202 68V66L203 65H205V64H203V65H201L200 63H199ZM263 66H264V63L262 64ZM4 66H6V67H4ZM23 66H26L25 68L23 67ZM28 66V67H27ZM61 66V67H60ZM91 66V67H90ZM93 66V67H92ZM192 66V67H193ZM197 66V67H196ZM242 66V65H241ZM77 67V68H76ZM80 67V68H79ZM82 67V68H81ZM110 67V68H109ZM121 67V69L123 68L122 66H120ZM205 67V66H204ZM235 67H237V64H235ZM30 68V67H29ZM28 68V69H29ZM86 68V69H85ZM119 68V67H118ZM117 68V69H118ZM178 68V67H177ZM176 68V69H177ZM196 68V69H195ZM20 69H22V70H20ZM23 69H26V70H24V71H26V72H24L23 71ZM54 69V68H53ZM74 69H75V71H74ZM200 69V70H199ZM64 70V71H63ZM78 70V71H77ZM81 70V71H80ZM90 70H92V72H93V69H90ZM118 70H120V68L118 69ZM132 70H134L135 72H130L129 71V73H128V76L129 75H131V76H129L130 77V79L129 80H131V78H132V76L134 75V77L133 78H137L138 77V71L137 70H135V69H132ZM1 71H3V72H1ZM21 71V72H20ZM34 71V72H33ZM34 74H33V73ZM57 72V73H56ZM63 72V73H62ZM137 72V74H135ZM200 72V73H199ZM1 73H2V75H3V77H2V75H1ZM21 73H23V74H25V75H23V74H21ZM32 73V74H31ZM77 73V75L80 73V74H82V76H83V74H84V76H85V78H87V79H84L83 81H82V76H80L81 77V79H80V77H78L76 80L74 79V81L72 80L73 78H74V76H75V74ZM132 73V74H131ZM5 74V75H4ZM9 74V75H8ZM28 74V75H27ZM79 74V75H80ZM7 75L10 77L9 79H8V77H7ZM27 75V76H26ZM61 75H63V77L61 78ZM66 75V76H65ZM73 75V76H72ZM76 75V76H77ZM237 75V74H236ZM4 76L5 77H7L6 79H8L7 81H6V79L4 80L3 78H4ZM32 76V78H36V81L34 80V79H32V78H30ZM56 76H58V78L56 77ZM75 76V77H76ZM83 76V77H84ZM183 76H181L183 79H184V77ZM1 77H2V79H1ZM26 77H28V78H30L31 80V82L33 83V84H31L30 82H29V80H28V78H26ZM56 77V78H55ZM65 77H68L67 79L65 78ZM26 78V79H25ZM40 80H38V79ZM50 78H51V80L53 79V80H55L54 82H52V81H50ZM60 78V79H59ZM132 78V80H134ZM190 78V79H189ZM205 78V77H204ZM246 78V77H245ZM22 79V82L20 81V86H19V80H21ZM25 79V80H24ZM43 79H45L43 82H42V80ZM58 79V80H57ZM61 79H64V80H61ZM82 81H80V80ZM187 79H184V80H187ZM34 80V81H33ZM38 80V81H37ZM68 80V81H67ZM88 82H87V81ZM245 80V79H244ZM5 81V82H4ZM45 81H48V82H50V83H48V82H46L48 85H50L49 87H52V88H50V89H48V85L45 83ZM61 81V82H60ZM75 81H76V85H74L75 84ZM80 83H79V82ZM90 81H91V83H90ZM101 81V82H100ZM9 82H11V83H9ZM13 82H14V84L17 82V84H15V85H13ZM29 82V83H28ZM35 82V83H34ZM38 82V83H37ZM51 82H52V84H51ZM64 82V83H63ZM73 82V83H72ZM83 82H85V83H83ZM103 82H104V86H103ZM157 82V80L156 81H153V83H156ZM22 83V84H21ZM23 83H24V85H23ZM40 83V84H39ZM59 83V84H58ZM63 83V84H62ZM68 83V84H67ZM72 83V84H71ZM78 83V84H77ZM88 83H90V84H88V85H90L89 87H87L86 88V86H87V84ZM92 83L94 84V86H92ZM191 83V82H190ZM25 84H29V86L28 85H25ZM33 85V87L31 86V85ZM81 84V85H80ZM86 84V86L84 87V85ZM136 84H138V83H136ZM11 87V88H9V86ZM12 85H13V87H12ZM23 85V86H22ZM55 85V86H54ZM68 85V86H67ZM97 85V88L99 89H97L95 86ZM27 86V87H26ZM31 86V87H30ZM34 86H35V88L36 87H38V88H40V89H38V88H36L37 90H39L38 92H40V94H38V92H36V89H34ZM40 86V87H39ZM47 87V88H44V87ZM75 86V87H74ZM103 86V87H102ZM16 87V88H15ZM20 87V88H19ZM94 87V88H93ZM148 87V86H147ZM15 88V89H14ZM30 88V89H29ZM32 88H33V90H32ZM83 88V89H82ZM89 88H91V90L89 89ZM104 88V89H103ZM149 88V87H148ZM148 88H146V90H148ZM8 89V90H7ZM28 89H29V91H32V92H28ZM46 89H48V90H50V91H52L51 93L47 90L46 91ZM52 89V90H51ZM59 89V90H58ZM62 89V90H61ZM64 89V90H63ZM71 89V90H70ZM77 89V90H76ZM78 89H79V91H78ZM82 89V90H81ZM87 89H89L88 91H87ZM93 89V90H92ZM150 89V88H149ZM226 89H229L228 88V85H226ZM25 90V91H24ZM34 90H35V95H37L38 94V96L37 97H34L36 100L37 99H39V101H38V104L37 103H35V102H37V101H35V99L34 98H32V95L34 94ZM54 90V91H53ZM76 90V91H75ZM94 90H96V91H94ZM98 90V91H97ZM224 90V89H223ZM223 90L221 91V92H223ZM4 91H6V92H4ZM45 93H44V92ZM58 91V92H57ZM61 91H66V92H61ZM78 91V92H77ZM91 91V92H90ZM103 91V92H102ZM150 91H152V89L150 90ZM187 91H189V90H187ZM187 91H185L186 93H187ZM225 91H227V90H225ZM11 92V93H10ZM28 92V94L29 95H27V94H25V93H27ZM42 92H43V94H47L45 97H46V99L47 100H44L43 102H41L42 100L40 99V96H41V98H44L43 97V95H41L42 94ZM84 92H86V93H84ZM95 92H97V94H95ZM101 92V93H100ZM148 92V91H147ZM184 91H180V93H179V96L177 95V99L179 100H177L176 99V101L178 102H176L177 104V106H176V108L179 110V111H181L182 109L184 110L185 109V111L187 110V111H191L190 109H187L188 108V106H190V105H193V103L194 104H196V105H199L201 108H203L205 105H209V108L211 109V113L210 114H213L212 115V119H210L211 120V125L212 126H214L215 128H218V129H216L217 131L216 132H219L220 131V136H219V134L217 135L218 136V142H221L222 143V148H220V150L218 149L217 151L215 150L214 152L213 151H211V153L213 152V157L212 156H208L210 159H208V157L206 156L205 157V160L204 161H202L201 163H199L198 165L196 164V166H193V170L192 169H190V170H192V171H185L184 172V176L186 177V179L184 178V176H183V178H181V181H182V179H183V181H182V183L180 184V182L178 183H176L175 185H173L172 186V191H174V192H176V191H178V190H181L182 189V187H181V185H185L184 184V182H186V183H188V187H187V189L189 188V190L188 191H190V193H192V194H194L193 195V197H194V199L192 200L193 202H192V205H193V203H195V201L196 200H198V199H201L202 197H204L205 196V198L207 197V196H209L211 199H209V203L206 205V211L204 210V211H200V212H202L201 213V215H203L202 216V221H201V216L199 217V218H197L198 220L197 221H199V222H205V227H204V229H198V233H200L199 235V239L201 240V241H198V242H200L199 244H202V245H204L205 244V246H206V249L204 248L205 246H203V249H205L204 251H203V253L202 254H200L201 256H200V259H201V257H202V259L200 260L199 258L197 259V258H195L194 260H196V262H193L194 264H196L197 263V261H198V263L197 264H199V260H200V264H249V261H251L250 262V264H264V235H263V233H264V201H263V198H264V184H262V183H264V174H263V176L261 177L260 175V178H259V176H256V174L259 172L258 170H256V169H254V167L256 166V165H253L252 167L250 166V168H249V166H246L245 164H247L246 162L249 160V158L248 157H250V158H254L255 157V155H256V153L257 154H259V156H261L262 154L261 153H263V151H262V149H256L255 150V148L258 146V145H256V144H254L255 146L254 147H252V149H254V151H256V153L253 151V153H255V154H248L247 153V155H244V154H241V155H244V156H235L234 154L235 153H232V150H233V148L231 147V144H233L232 142H234L233 141V139H236V137H239L240 135V131H238V130H235V129H233V128H231L232 126H234V125H232V124H236V123H238V122H240L241 120H240V116H237V115H239L240 114V112L241 111H245V109H239L240 110V112H239V110L237 109L236 111H235V109L236 108H238L237 107V103H236V101H233V100H230V101H227V99L229 98H227V97H224V99H220V100H217V101H214V103L209 99V98H207L206 96H204L203 94H199L198 96L196 95H194L192 98L190 97V95H189V93L188 94H186ZM220 92V93H221ZM23 93V94H22ZM37 93V94H36ZM53 93V94H52ZM60 93H61V95L62 96H60ZM149 93V92H148ZM262 93H264V91H262ZM8 94V95H7ZM30 94H32V95H30ZM49 94H51V95H49ZM94 94V95H93ZM106 94V95H105ZM122 94H124V93H122ZM25 95V96H24ZM52 95H56L55 96V98L52 96ZM64 95V96H63ZM222 95H224V94H222ZM27 96H30V99L27 97ZM34 96V95H33ZM50 96V97H49ZM52 96V97H51ZM74 96V97H73ZM110 96H113V95H110ZM116 96V95H115ZM114 96V97H115ZM68 97H70L71 99H72V101L70 102V98H68ZM106 97V98H105ZM170 97V96H169ZM206 97V98H205ZM22 98V99H21ZM49 98H50V103H49ZM53 98V99H52ZM63 98V99H62ZM65 98V99H64ZM105 98V99H104ZM132 98V97H131ZM21 99V100H20ZM27 99H29L28 101H27ZM34 100V102H33V100ZM67 99V101H65ZM191 99H193L194 101L192 102V100ZM230 99V98H229ZM41 100V101H40ZM55 100V101H54ZM60 100V101H59ZM69 100V101H68ZM92 100V101H91ZM21 101V102H20ZM48 101V102H47ZM54 103H53V102ZM107 101V102H106ZM203 101V102H202ZM210 101V102H209ZM227 101V102H226ZM235 102V103H233V102ZM26 102V104L25 105H22V104H24V103ZM40 102V103H39ZM45 102V103H44ZM65 102V103H64ZM87 102V103H86ZM90 102V103H89ZM206 102H208V103H206ZM18 103H19V105H18ZM41 103H43L42 105H41ZM64 103V104H63ZM68 103V104H67ZM85 103H86V105H85ZM89 103V104H88ZM204 103V104H203ZM210 103V104H209ZM233 103V104H232ZM17 104V105H16ZM29 104V105H28ZM35 105L36 104V107H33V111H31V112H33V114L30 112V109L32 108L30 105ZM56 104V105H55ZM67 104V105H66ZM103 104V105H104ZM236 104V105H235ZM76 105V107L74 108V106ZM102 105V106H103ZM108 105V104H107ZM106 105V106H107ZM30 106V107H29ZM62 106V107H61ZM63 106H67V108H73V109H76V108H80V112H79V114L78 115H80V114H82L81 116H73V117H70V118H68L67 120L70 122V123H72V124H69V123H67L66 122V116H64L63 115V113L66 111V110H64V109H66V107L63 109ZM25 107V108H24ZM100 107V108H99ZM119 107H121V106H115V108L113 107V109H112V105H111V108H110V113H112L113 111H119L121 108H119ZM187 107V108H186ZM20 110H19V109ZM24 108V109H23ZM79 108L78 109H76V111L78 110L79 111ZM117 108V109H116ZM23 109V110H22ZM34 109H36V110H34ZM116 109V110H115ZM223 109V110H222ZM234 109V110H233ZM1 110H3V111H1ZM24 110L28 113H30V114H32V116L34 115V116H37V114L39 113V116H41V115H43L44 113L46 114V115H49L48 117L46 116H41V117H43V119L41 118V117H38V119L35 121L34 120V116H33V118H32V116L28 113V115H26L27 113L26 112H24ZM29 110V111H28ZM32 110V109H31ZM40 110V111H39ZM43 110V111H42ZM60 110V111H59ZM182 110V111H183ZM234 111L232 114H230L231 112L230 111ZM12 111H13V113H12ZM18 113H17V112ZM21 111V112H20ZM36 111H38V112H35ZM100 113H99V112ZM227 111H229V113H227V114H229V115H227L226 114V112ZM14 112H15V114H14ZM52 112V113H51ZM58 112V113H57ZM83 112V113H82ZM239 112V113H238ZM35 113V114H34ZM43 113V114H42ZM96 113H98V115L96 114ZM238 113V114H237ZM8 114H9V116L11 115V117L9 118L8 117ZM13 114L15 115V116H17L16 117V119H15V116H13ZM17 114V115H16ZM41 114V115H40ZM53 114H54V118H55V121H53L54 119H53ZM60 114L62 115V117L60 116ZM85 114V115H84ZM88 114V115H87ZM100 114H102V115H100ZM244 114V113H243ZM66 115V114H65ZM99 115H100V118H98L99 117ZM227 115V116H226ZM234 115V116H233ZM13 116V117H12ZM59 116V117H58ZM88 116V117H87ZM98 116V117H97ZM113 116L115 117V115H111L110 116V118L112 119H109V121L110 122H112V124H113V121H114V123H115V121L117 120L116 118V120H114L113 119ZM208 115H206V117H207ZM215 116V117H214ZM224 116H225V120H224ZM242 116V118L244 117L243 115H241ZM49 117H50V119H49ZM65 117V118H64ZM76 117H78V119L76 118ZM206 117L204 118V119H206ZM229 117H232L231 119L229 118ZM240 117V118H239ZM51 118H52V120H51ZM65 120H64V119ZM75 118H76V120H75ZM31 119V120H30ZM40 119H42L43 121L44 120H46L47 119V121L46 122H48V124L46 123V128H44L45 127V124H44V122L42 121V120H40ZM62 119V120H61ZM70 119H71V121H70ZM73 119V120H72ZM127 119V118H126ZM145 119V122H147L148 120L146 119V118H144ZM232 119H236L237 120V122H236V120H235V122H233L234 120H232ZM240 121H239V120ZM15 120V121H14ZM33 120H34V122H33ZM50 122H49V121ZM124 121H125V127H122V126H124V121H120V125H118V127H120V130L122 129H125V131H127L128 129H130L131 127L132 128H134V125L136 126L135 128L136 129H141V124H142V122H138V123H140V124H136V123H129V120H125V119H123ZM14 121V122H13ZM38 121H39V123H38ZM126 121H128V122H126ZM11 122L13 123V124H11ZM42 122V123H41ZM61 122V123H60ZM81 122V123H80ZM88 122H90V124L88 123ZM92 122V123H91ZM109 122V123H110ZM117 122L118 121H116V124H117ZM219 122V123H218ZM224 122V123H223ZM232 122V123H231ZM243 123H241V125L242 126H247L248 128H251V132H252V124L249 126L247 123H246V121H242ZM41 123V124H40ZM58 123V124H57ZM88 123V124H87ZM123 123V124H122ZM129 123V125H127ZM15 124V125H14ZM54 124V125H53ZM76 124V125H75ZM80 124V125H79ZM111 124V123H110ZM44 125V126H43ZM62 125V126H61ZM126 125H127V127H126ZM140 125V126H139ZM202 125V124H201ZM219 125V126H218ZM232 125V126H231ZM10 126H12V128L14 129V130H17L16 131V133H15V135L14 134H8L7 132V130H8V128L10 127ZM50 127V129L49 130H51V131H49L48 130V127ZM70 126V127H69ZM129 126V127H128ZM40 127V128H39ZM65 127V128H64ZM122 127V128H121ZM140 127V128H139ZM64 128V129H63ZM83 128V129H82ZM231 128V129H230ZM244 128H246V127H244ZM46 129V130H45ZM79 129H81L80 131H78V132H76V133H72L73 131H76V130H79ZM47 130H48V132H47ZM121 130V131H122ZM250 130V129H249ZM43 131V132H42ZM62 131V132H61ZM129 131V130H128ZM45 132H47V133H45ZM49 132H51L50 134H49ZM81 132V133H80ZM250 131H248V133H251ZM26 133L28 134L29 133V135H34V133H35V135H37V137L35 138V137H33V138H31L29 141H27L26 140V138H24L23 136H25L26 135ZM72 133V134H71ZM94 133V134H93ZM221 133L224 135V136H222L221 135ZM45 134H48V136H52V137H50V139L51 140H49V141H52V144H50V146L53 148V146H54V149L56 150H54V149H51L50 148V146L48 145L47 147H45V148H42L43 147V145L41 146V148L42 149H44V150H42V149H40L41 151H43V152H41L40 150H39V148H40V146H39V148L37 147L38 146V144H37V141H36V139L39 137V135L40 136H43V135H45ZM93 134V135H92ZM96 134H97V136H96ZM101 134H103V133H101ZM226 134H227V136H226ZM70 135H72V137L70 136ZM85 135H86V137H85ZM99 135V136H98ZM195 135V134H194ZM216 136V135H215ZM216 136V137H217ZM54 137H55V139H54ZM61 137V138H60ZM70 137V138H69ZM85 137V138H84ZM220 137V138H219ZM24 138V139H23ZM34 138H35V141H34ZM197 137H195V139H196ZM56 139H58L59 140V142H58V140L57 141H55ZM68 139H70V140H68ZM189 138L188 137H186V140H188ZM32 140V141H31ZM202 140H203V138H202ZM4 141H5V143H4ZM53 141L54 142H56L57 144H55V143H53ZM66 141H67V143H66ZM69 141V142H68ZM72 141V142H71ZM77 141V142H76ZM249 141V140H248ZM61 142V143H60ZM93 142H94V140H93ZM93 142H91L89 145H88V147H93V148H91V149H93V150H98V151H101V149H103V146H101V148H99L100 146L98 145L99 144V142H98V144H96L95 145V143L92 145V143ZM58 143H60V144H58ZM69 143H70V145H69ZM4 144H5V146H4ZM37 144V145H36ZM65 144V145H64ZM66 144L68 145V146H66ZM85 144H86V147H85ZM34 145H36V146H34ZM40 145V144H39ZM53 145V146H52ZM76 145V147L75 148H79V146H80V148H79V150L77 149V151H76V149L74 148L73 150H72V148L74 147ZM92 145V146H91ZM95 145V146H94ZM105 145H107V144H105ZM71 146V147H70ZM73 146V147H72ZM83 146V147H82ZM213 146V145H212ZM235 146H236V144H235ZM47 148H48V150H47ZM58 148V149H57ZM66 148V149H65ZM214 147H212V149L211 150H214L213 149ZM231 148V149H230ZM6 149V150H5ZM33 149V150H32ZM51 150V152H50V150ZM67 149H69V150H67ZM84 149L82 150V151H79V153H82V152H86V151H84ZM54 150V151H53ZM9 152V153H7V152ZM64 151V152H63ZM74 151H75V153H74ZM7 154H6V153ZM39 152H40V154H39ZM53 152V153H52ZM59 152V153H58ZM62 152H63V154H62ZM77 152V153H76ZM221 152H223V157L224 158H219V160H220V162H222V160L221 159H223V162L221 163V164H223L222 165V167L224 166V165H226V166H224V168L225 169H222V167H221V165H220V167L219 166H216V170L214 171V172H217V174L216 175H218V177H220L219 179L218 178H216L217 176L215 175V176H213V175H210V177L208 178L209 180H207L206 182H201V183H197V182H199V180H196L195 178H197V176H196V174H195V170L197 169H199V166H202V165H204V167L205 166H207V165H211L212 164V162H213V164H214V161L215 160H218L217 159V155H219V154H221ZM224 152L227 154V153H230V154H228V156H231V154L233 155V158H232V156L231 157H227V156H225L224 155ZM17 153V154H16ZM219 153V154H218ZM246 153V152H245ZM10 154H12V155H10ZM36 154V155H35ZM67 154V155H66ZM72 154V156L70 157V155ZM215 154V155H214ZM261 154V155H260ZM16 155L18 156V157H16ZM31 155H34V156H31ZM40 155V156H39ZM75 155V158L73 157ZM249 155V156H248ZM4 156V158H6ZM10 156L13 158L14 156V158H16V159H14V161L13 160H11L12 158H10ZM57 156V157H56ZM62 157L63 158V160H64V162H63V164H62V162L61 161H63L62 160V158L60 159V157ZM69 157V159H68V157ZM166 156L167 155H165V156H161L162 158L161 159H165L166 158ZM253 156V157H252ZM24 157H26V158H24ZM29 159H31V157H33L31 160H27L28 158ZM37 157V158H36ZM47 157V158H46ZM56 157V158H55ZM237 157V158H236ZM20 158H21V160H20ZM36 160H35V159ZM53 158V159H52ZM60 159L59 161H57V163L58 164H55L54 166L52 165V167H51V164L50 165H48V167H47V164H48V162L50 163V161L51 160H55V159ZM160 158V157H159ZM231 158V159H230ZM239 158V160H237ZM240 158H242V159H240ZM248 158V159H247ZM23 159V160H22ZM50 159V160H49ZM212 159H214V160H212ZM224 159H225V161H224ZM16 160H18V161H16ZM19 160L21 161V162H19ZM27 160V161H26ZM33 160H35L34 162L35 163H33ZM69 160V161H68ZM71 160V161H70ZM126 160V159H125ZM231 160H233L236 164L238 163V165H236L235 163H233V161H231ZM264 160V159H263ZM261 161V162H263L264 163V161ZM45 161V162H44ZM67 161V162H66ZM16 162H17V164H16ZM31 162V163H30ZM40 162V163H39ZM60 162H61V164H60ZM216 162V161H215ZM227 164H226V163ZM19 163V164H18ZM39 163V164H38ZM68 163V164H67ZM225 163V164H224ZM240 163V164H239ZM30 164V165H29ZM35 164V165H34ZM37 164V165H36ZM67 164V165H66ZM232 164V165H231ZM66 165V166H65ZM176 165V167H178L177 166V163L175 164ZM233 165H234V167H233ZM240 165V168H236L237 170H233V169H235V167L237 166H239ZM245 165V166H244ZM30 166V167H29ZM33 166V167H32ZM50 166V167H49ZM57 166V167H56ZM54 167H56L55 168V171H54ZM60 167V169H57V168H59ZM66 167V168H65ZM100 167V166H99ZM181 167V166H180ZM208 167V166H207ZM211 167V166H210ZM209 167V168H210ZM218 167V168H217ZM11 168L12 169V171H11V169L9 170V169ZM53 168V169H52ZM61 168H64L65 170H63V169H61ZM90 168V167H89ZM92 168V169H91ZM91 170L90 171H88V173L89 174H93L94 173V171L96 172L97 171V175H98V180L99 179H103L102 178V176H101V174H100V171H99V169H97L98 167L97 166H91ZM184 168V167H183ZM182 167L180 168L181 170L183 169ZM220 168V169H219ZM233 168V169H232ZM20 169V170H19ZM38 169L39 170H42V173H41V175L39 174L41 171H38ZM47 169V170H46ZM57 169V170H56ZM95 169V170H94ZM214 169H215V167H214ZM217 169H218V171H217ZM222 169V170H221ZM229 169H230V171H229ZM32 170V171H31ZM34 170V171H33ZM184 170V169H183ZM224 170V172L222 173V171ZM226 170V171H225ZM231 170L235 173H233V172H231ZM243 170V171H242ZM47 172V173H44V172ZM69 171H71L70 173H69ZM193 171H195V172H193ZM220 171H221V173H220ZM228 171H229V173L231 174V175H227V174H229L228 173ZM237 171V172H236ZM11 172V173H10ZM17 172H19V177H18V173ZM60 172V173H59ZM67 172V173H66ZM75 172V173H74ZM92 172V173H91ZM188 172V173H187ZM191 172H193V173H191ZM212 172V171H211ZM210 172V173H211ZM239 172V173H238ZM243 172V173H242ZM244 172L245 173H247V174H245V175H247L248 176V174H249V176H252L251 174L253 173V176H255V177H257V180H255V182H257L258 181V179H262V180H259L258 181V183H255L256 185V187H251L252 185H250V191L252 192H250L249 190H247V188L249 187V185H246V184H244L243 186L245 187H242V184H240L241 183V180L239 181V180H237L238 178L240 179V176H242V175H240V174H243L244 175ZM255 172H257V173H255ZM55 173V174H54ZM69 173V174H68ZM51 174H53V176H51ZM88 174V175H89ZM186 174V175H185ZM237 174H239V175H237ZM44 175V176H43ZM58 177H57V176ZM237 176V178H236V176ZM41 176H42V178H43V180H42V178H41ZM55 176H56V178H55ZM195 176V177H194ZM228 178H227V177ZM230 176V177H229ZM231 176H235L234 178L236 179H234L233 181H232V177ZM1 177H2V175H1ZM37 177H40V179H41V181H40V179L39 178H37ZM28 178V179H27ZM34 178V179H33ZM193 178H194V180H193ZM215 178V179H214ZM223 178H224V180H223ZM227 178V179H226ZM231 178V179H230ZM48 179V180H47ZM64 181H63V180ZM184 179H185V181H184ZM188 179H190V180H188ZM198 179V178H197ZM226 179V180H225ZM228 179H229V181H228ZM242 179V178H241ZM25 180H27V181H25ZM35 182H34V181ZM37 180H38V182H37ZM61 180V182H60V184H59V181ZM89 180V179H88ZM192 180V184L190 183V181ZM220 180V181H219ZM47 181H48V183H47ZM58 181V182H57ZM85 181V182H84ZM82 183H84V186H85V188H89V186H94L95 185V183L96 182H92L91 180H89V183L90 182H92V183H88L87 182V178L84 180ZM114 181H117V182H115L116 183V186L118 185L120 188H122L123 187V185H122V182L120 181V180H118V179H116V180H114ZM195 181V182H194ZM217 181H219V182H217ZM224 181H226V183H228V185L225 183L224 184ZM228 181V182H227ZM240 182L239 184L237 183L236 184V182ZM260 181H262V183H260L261 185H262V187H261V185H260V187H259V182ZM24 182V183H23ZM28 183V185H27V183ZM32 182V183H31ZM121 182V183H120ZM209 182V183H208ZM215 182V183H214ZM47 183V184H46ZM215 185H214V184ZM19 184V183H18ZM25 184V185H24ZM30 184V185H29ZM33 184V185H32ZM38 184H40L38 187L40 188H38L37 187V185ZM57 184V185H56ZM92 184V185H91ZM180 184V185H179ZM207 184V185H206ZM212 184V185H211ZM231 186H230V185ZM20 185V184H19ZM61 185V186H60ZM122 185V186H121ZM179 185V186H178ZM189 185L191 186V187H189ZM214 185V186H213ZM241 185V186H240ZM258 185V186H257ZM7 186V187H6ZM96 186V185H95ZM227 186H230V187H228V189H227ZM234 186V187H233ZM237 188H236V187ZM248 186V187H247ZM41 187H43V188H41ZM62 187V188H61ZM181 187V188H180ZM226 187V188H225ZM232 187V188H231ZM247 187V188H246ZM28 188V189H27ZM50 188V189H49ZM67 188V190L66 191H64L65 189ZM96 187H94L93 189H95ZM120 188H118V189H114V190H112L111 191V193L114 191L115 193L117 192L116 190H119ZM176 188V189H175ZM195 188V189H194ZM209 188V189H208ZM212 188V189H211ZM213 188H214V190H213ZM229 188H231V189H229ZM254 188V190H251V189H253ZM17 189V190H16ZM42 189V190H41ZM62 189H64V190H62V191H64V195L62 194L63 192L61 191ZM123 189H124V187H123ZM142 189V190H141ZM25 190V191H24ZM28 190V191H27ZM54 190V191H53ZM60 190V191H59ZM91 190V188L90 189H87V191H90ZM139 190L140 191H146L145 189H143L142 188V186H139ZM226 190V191H225ZM260 191L259 193L262 195V196H260V194L258 193L257 195L259 196V197H257V195H256V192L255 191ZM28 193H27V192ZM139 191V192H140ZM156 191V190H155ZM257 191V192H258ZM21 192V193H20ZM26 193V194H24V193ZM37 192V193H36ZM66 192V193H65ZM195 192V193H194ZM198 192V193H197ZM204 192V193H203ZM211 192V193H210ZM214 192V193H213ZM254 192V193H253ZM10 193V194H9ZM22 193H23V196H22ZM39 193V194H38ZM73 193V194H72ZM105 193H108V191L107 192H105ZM204 195H203V194ZM240 193H241V195H240ZM35 194H37V195H35ZM55 196H54V195ZM59 194V195H58ZM91 194V193H90ZM90 194H88V195H90ZM162 194V193H161ZM199 194V195H198ZM208 194V195H207ZM214 194V195H213ZM255 194V195H254ZM25 195V196H24ZM56 195H57V197H56ZM86 196V197H84V196ZM124 195H125V193H124ZM123 195V197H125V196H127V197H125L123 200H125V201H130V200H132V197H130V195L128 196L127 194L124 196ZM203 195V196H202ZM235 195V196H234ZM29 196H30V198H29ZM71 196V197H70ZM96 196V195H95ZM95 196H93L91 199H93V200H99L97 197L95 198ZM212 196V197H211ZM46 197V198H45ZM76 199H75V198ZM83 197H84V199H83ZM130 197V198H129ZM198 197V198H197ZM45 198V199H44ZM79 198V199H78ZM86 198V199H85ZM47 199V200H46ZM58 199V200H57ZM71 199V200H70ZM76 201H75V200ZM126 199H128V200H126ZM253 199V200H252ZM49 200V201H48ZM54 200V201H53ZM95 200V202H97ZM123 200H121V201H123ZM229 200V201H228ZM259 200V202H257ZM46 201H48L49 203H51L50 205H49V203H47ZM70 201H72V204L70 203ZM17 202V203H16ZM45 202V203H44ZM137 202V201H136ZM254 202V203H253ZM14 203V204H13ZM64 203H69V205L67 204L66 206L67 207H65V206H63L64 205ZM229 203V204H228ZM263 203V204H262ZM18 204V206H20V207H18V206H16ZM23 204V205H22ZM42 204H44L43 206H41ZM45 204H46V207H44L45 206ZM259 204V205H258ZM209 205V206H208ZM211 205H212V207H211ZM218 205V206H217ZM48 206V207H47ZM72 206V207H71ZM252 206V208H250ZM258 206V207H257ZM260 206H261V209H259L260 208ZM4 207H5V209H4ZM65 207V208H64ZM69 207V208H68ZM193 207V206H192ZM263 207V208H262ZM24 208V209H23ZM65 210H64V209ZM67 208V209H66ZM80 211L79 212V215L77 214L78 212H77V209ZM207 208H209L208 210H207ZM211 208V209H210ZM216 208V209H215ZM219 208V209H218ZM221 208V209H220ZM256 208V209H255ZM233 209V210H232ZM238 209H240V211L238 210ZM251 209V210H250ZM17 210V211H16ZM67 210V211H66ZM71 211V213H70V211ZM200 210V209H199ZM198 209L196 210L197 212L199 211ZM211 210V211H210ZM221 210V211H220ZM245 210V211H244ZM100 211V210H99ZM98 211V212H99ZM192 211V212H191ZM191 211H189V209L186 207V211H181L182 213H183V215H182V213L180 212V213H178L177 215L175 214V213H169V214H167L168 216H165V219L167 220V222H168V225H169V223L171 222L172 224H174L175 223V221H176V219L179 217V214L180 215H182V216H180V219L181 220H184V219H186V217L187 218H189V220L190 221H193L194 220V218L195 217H197V215H194L193 213L194 212H196V211H194V210H191ZM208 211H209V213H208ZM215 212V214H214V212ZM231 211V212H230ZM255 211H257V214H255V215H250V214H252L253 212H255ZM16 212V213H15ZM89 212V211H88ZM102 212V211H101ZM212 214H211V213ZM217 212V213H216ZM223 212V213H222ZM230 212V213H229ZM238 214H237V213ZM252 212V213H251ZM190 213V214H189ZM205 213V214H204ZM232 213V214H231ZM234 213V214H233ZM250 213V214H249ZM20 214V215H19ZM64 214V215H63ZM66 214V215H65ZM76 214V215H75ZM184 214H185V216H184ZM192 214L194 215V216H192ZM223 214V215H222ZM81 215H82V217H81ZM125 215V214H124ZM178 216L177 218H176V216ZM211 215V216H210ZM215 215V216H214ZM220 215H222V216H220ZM239 215V216H238ZM17 216H19V217H17ZM20 216H23V217H20ZM89 216H91V218L89 217ZM171 216V217H170ZM190 216V217H189ZM230 216V217H229ZM261 216V217H260ZM30 217V218H29ZM41 217V218H40ZM84 217V218H83ZM88 217V218H87ZM185 217V218H184ZM228 217V218H227ZM236 217V218H235ZM18 218H20V220L18 219ZM31 218H33L32 219V221L29 223L28 221H29V219H31ZM83 218V219H82ZM93 218V219H92ZM96 218V219H95ZM191 218H193V219H191ZM258 218H259V220H258ZM88 219V220H87ZM102 219V218H101ZM212 219L214 220V221H212ZM240 219V220H239ZM242 219H244V220H242ZM255 219H257V221L258 222H260L259 224H258V226L257 225H254L253 226V229H251V236H252V238L251 239H253V237H254V239L253 240H249V241H251V242H246V240L244 239V238H246V231L242 228V226L243 225H245V222H246V224H251V222H253ZM39 220V221H38ZM77 220V221H76ZM85 220V221H84ZM95 220V221H94ZM96 220H98V221H96ZM240 222H239V221ZM252 220V221H251ZM22 221H23V223L24 224H22ZM34 221V222H33ZM89 221V222H88ZM245 221V222H244ZM248 221V222H247ZM38 222V223H37ZM77 222V223H76ZM92 222V223H91ZM239 222V223H238ZM262 222V223H261ZM72 223V224H71ZM85 223H87V224H85ZM96 223H97V225H96ZM106 223H113L112 224V229H110V225L111 224H107V225H105ZM171 223H170V225H171ZM241 223V224H240ZM74 224V225H73ZM84 224V225H83ZM123 224V225H122ZM233 224H235V226L233 225ZM238 224V225H237ZM261 224V225H260ZM10 225V226H9ZM27 225V226H26ZM40 225V226H39ZM70 225V226H69ZM94 225H95V227H94ZM169 225V226H170ZM190 225H191V223H190ZM207 225V226H206ZM223 225H225V226H223ZM11 226H12V228H11ZM24 226V228H21V227H23ZM31 226V227H30ZM38 226V227H37ZM76 226V227H75ZM102 226V227H101ZM194 227L193 228H197L196 227V225H193ZM217 228H216V227ZM239 228H238V227ZM240 226H241V228H240ZM16 227V230L14 229V228ZM19 227V229H17ZM40 227V228H39ZM107 227V228H106ZM114 227H116L115 229H114ZM215 227V228H214ZM237 227V228H236ZM45 228H46V230H45ZM93 228V229H92ZM103 228H104V230H103ZM109 228V229H108ZM126 229H124V230H127V228L128 227H125ZM12 229V230H11ZM26 229V230H25ZM36 229V230H35ZM70 229V230H69ZM73 229V230H72ZM101 229V230H100ZM122 229V230H121ZM195 229H193L195 232H196V230ZM210 229V230H209ZM218 229H219V231H218ZM224 229H225V231H224ZM233 229V230H232ZM240 229L241 230V232H240V230L238 231V230ZM243 229V230H242ZM15 230V231H14ZM19 230V231H18ZM32 230H33V232H32ZM44 230V231H43ZM103 230V231H102ZM114 230V231H113ZM204 230V231H203ZM229 230V231H228ZM236 230V231H235ZM24 231V232H23ZM28 231V232H27ZM35 231H38V233L40 234V232H41V234L39 235V234H37ZM66 231V232H65ZM117 231V232H116ZM203 231V232H202ZM206 231V232H205ZM216 231V233L214 234L213 232H215ZM239 233H238V232ZM246 233H245V232ZM252 231L253 232H256L257 233V235L256 234H253L252 233ZM263 233H262V232ZM8 232V233H7ZM21 232H22V234L24 235H22L21 234ZM27 232V233H26ZM72 232V233H71ZM90 232V233H89ZM93 232V233H92ZM95 232H96V234H95ZM119 232V233H118ZM204 232H205V235H203L204 234ZM217 232H218V234H217ZM223 232V233H222ZM226 232V233H225ZM243 232V233H242ZM260 232V233H259ZM32 233V234H31ZM34 233V234H33ZM63 233H64V235L65 236H63ZM101 233V234H100ZM122 233V234H121ZM221 235H220V234ZM234 233V234H233ZM237 233V234H236ZM16 234H17V236H16ZM21 234V235H20ZM29 234H31V235H29ZM37 234V235H36ZM86 234V235H85ZM89 234H90V236H89ZM92 234H94V236L92 235ZM98 234V235H97ZM210 234H214V235H210ZM227 236H226V235ZM242 234H244V235H242ZM261 234V235H260ZM22 236L23 238H25L24 240H22V239H20V237L19 236ZM101 235V236H100ZM123 235V236H122ZM203 235V236H202ZM211 236V238H212V236H213V238L210 240L209 238H210V236ZM220 237H218V236ZM254 235V236H253ZM263 235V236H262ZM32 236V237H31ZM34 236V237H33ZM40 236V237H39ZM59 236H62V237H59ZM86 236V237H85ZM137 236V235H136ZM139 237H136V240H140L141 239V236H140V234L138 235ZM209 236V237H208ZM224 236V237H223ZM242 236H244L243 238H242ZM29 237H30V239H29ZM74 237V238H73ZM203 237V238H202ZM218 237V240L219 241H221L220 243L221 244H219V242H218V240L216 239ZM222 237V238H221ZM16 238H17V240H16ZM34 238V239H33ZM126 238V239H125ZM140 238V239H139ZM87 239V240H86ZM128 239V240H127ZM129 239H130V241H129ZM213 239H215L214 241H213ZM222 239V240H221ZM229 241H228V240ZM236 239V240H235ZM247 239V238H246ZM21 240V241H20ZM27 240V241H26ZM127 240V241H126ZM236 241V244H235V246L237 247V245H238V243H240L239 245H238V247H241V248H243V250L241 251V252H239L241 249L240 248H236V250H235V248H234V251L233 252H231V250H230V253H226L227 251H229L228 250V245H231L229 242H231V241ZM245 240V241H244ZM13 241V242H12ZM17 241H19V242H17ZM25 241V243H23ZM29 241V242H28ZM40 241V242H39ZM116 241V242H115ZM226 241H228V242H226ZM243 243H241V242ZM22 242V243H21ZM27 242V243H26ZM33 242V243H32ZM38 242V243H37ZM75 242V243H74ZM118 242V243H117ZM126 242V243H125ZM202 242V243H201ZM19 243V244H18ZM41 243V244H40ZM117 243V244H116ZM225 243L227 244V245H225ZM12 244V245H11ZM21 244V245H20ZM24 244V245H23ZM45 244V245H44ZM217 244V245H216ZM218 244L220 245V246H218ZM255 246H254V245ZM39 245V246H38ZM214 247H213V246ZM244 245H245V247H244ZM258 245V246H257ZM261 245V246H260ZM38 246V247H37ZM70 246V247H69ZM128 246V247H129ZM216 246V247H215ZM221 246H222V248H221ZM2 247V248H1ZM21 247V248H20ZM54 247V248H53ZM99 249V252H97L98 251V249ZM213 247V248H212ZM218 247V248H217ZM223 247H225V248H223ZM45 248V249H44ZM212 248V249H211ZM215 248V249H214ZM230 248V247H229ZM258 248V249H257ZM2 249V250H1ZM36 249H37V251H36ZM208 249L211 251V253H212V255H211V253H210V251H208ZM4 250V251H3ZM45 250H47V251H45ZM49 250V251H48ZM53 250V251H52ZM66 250V251H65ZM72 250V251H71ZM83 250V251H82ZM95 250V251H94ZM119 250H120V252H119ZM238 250V251H237ZM247 250V251H246ZM39 251V252H38ZM45 252V254H46V252H47V254H46V256L47 257H49V258H47L46 256H44L45 257V259H44V257L42 256V252ZM239 252L238 254L241 256V253H242V257H240L239 255H237V252ZM259 251V252H258ZM57 252V253H56ZM83 252V253H82ZM85 252V253H84ZM206 252V253H205ZM22 253V254H21ZM23 253H24V255H23ZM41 253V254H40ZM51 253V254H50ZM70 253V254H69ZM118 253H120V255H118ZM215 253H216V255H215ZM218 253V254H217ZM234 253L236 254V255H234ZM263 253V254H262ZM62 254V255H61ZM102 254V253H101ZM115 254V255H114ZM117 254V255H116ZM195 254V253H194ZM246 254V255H245ZM50 255H54L53 256V258L55 259L54 261L55 262H52L51 263V259H52V257L50 256ZM112 255V256H111ZM217 255H218V257H217ZM24 256V257H23ZM62 256V257H61ZM120 256H122V257H120ZM179 256H182V258L181 257H179ZM214 256H216V257H214ZM262 256V257H261ZM27 257V258H26ZM118 257V258H117ZM211 257V258H210ZM226 257H228V258H226ZM239 257V258H238ZM244 257V258H243ZM97 258V257H96ZM113 258V259H112ZM122 258V259H121ZM174 260H177L178 262H180L181 261V259H182V261L181 262H183V258H184V256L183 255H174L173 257H172ZM181 258V259H180ZM218 258V259H217ZM221 258V259H220ZM10 259V260H9ZM12 259V260H11ZM59 259V260H58ZM64 259V260H63ZM125 259V258H124ZM206 259V260H205ZM213 259V260H212ZM225 260L224 262L222 261V260ZM234 259V260H233ZM240 259V260H239ZM261 259V260H260ZM91 262H90V261ZM180 260V261H179ZM184 260H186V259H184ZM11 261V262H10ZM84 261V262H83ZM229 261V262H228ZM236 261V262H235ZM185 262V261H184ZM186 262H187V260H186ZM185 262V263H186ZM227 262V263H226ZM234 262V263H233ZM246 262V263H245ZM261 262V263H260ZM263 262V263H262ZM81 263H79V264H81ZM185 263H183V264H185ZM190 262L188 261L187 262V264H189ZM192 263V264H193ZM191 264V263H190Z\"/></svg>", "mask_w": 264, "mask_h": 264}]
</instances>
